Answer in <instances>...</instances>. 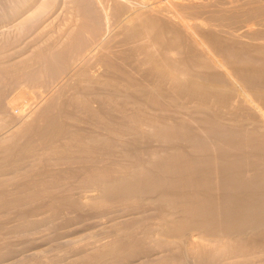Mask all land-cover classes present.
<instances>
[{"label": "bare ground", "instance_id": "6f19581e", "mask_svg": "<svg viewBox=\"0 0 264 264\" xmlns=\"http://www.w3.org/2000/svg\"><path fill=\"white\" fill-rule=\"evenodd\" d=\"M13 1V0H12ZM43 0H41L40 2H42ZM53 1V0H52ZM74 1V0H73ZM79 1V0H78ZM77 1V2H78ZM86 1V0H85ZM92 1V0H91ZM99 5H102V4H106L107 2L108 3H110V2H114L115 3V6L117 5H119L117 8H115V6H114V4H113V7H114V9H118L119 7H120V5L121 4H123V1H125V0H95ZM128 1V0H127ZM135 1L136 0H133V2L134 3H130V5L131 4H133V6L132 7H129L130 9L132 8L133 9V7L134 6H136V5H138V6H140V1H143V3L144 4H147L146 3V1L145 0H140V1H138L139 2V4H138V2H137V4H135ZM145 1V2H144ZM149 1H151V0H149ZM155 1V0H154ZM172 1V0H171ZM217 1V0H216ZM221 1V0H220ZM220 1H218V2H220ZM237 2H238V0H236ZM235 1V2H236ZM241 1V0H240ZM253 1V0H252ZM255 1V0H254ZM258 1V0H257ZM257 1H255V2H257ZM260 1V0H259ZM258 1V2H259ZM263 1V0H262ZM56 2H57V0H55V3H54V5L56 4ZM67 2V1H66ZM131 2V1H130ZM147 2H148V0H147ZM157 2V1H156ZM161 2H163V1H161ZM173 2V1H172ZM198 2V1H197ZM201 2V1H200ZM230 2V1H229ZM232 2V1H231ZM243 2V1H242ZM5 3V2H4ZM3 3V4H4ZM7 3V2H6ZM36 3H37V0H22V1H20V0H15V5H14V7L12 6V8L7 4V5H3L2 7H0L1 8V11L4 13V9H2V8H5L6 10H5V12L8 10V7H10L9 8V10L6 12V16H10L11 18H14V17H22V19H23V16L24 15H26V14H28L29 12L27 11V10H30L31 8H34L35 7V9H36V7H37V9L35 10V11H33V13H29L28 14V16L31 14V16L33 15V14H35L34 16H36V17H39L40 15H43V14H45V11L48 13V9L49 8H53V7H51L52 5H50L49 4V2H44V3H39V5H37V6H35L36 5ZM76 3V2H75ZM128 3V2H127ZM151 3V2H150ZM149 3V4H150ZM167 3H169V2H167ZM171 3V2H170ZM262 3V2H261ZM264 3V2H263ZM1 4V3H0ZM58 4V3H57ZM66 4V3H65ZM87 4V3H86ZM89 4H90V0H89ZM111 4V3H110ZM135 4V5H134ZM148 4V5H149ZM154 4H155V2H154ZM172 4H174V3H171V4H169L170 6L172 5ZM176 4L178 5V3L176 2ZM211 4V3H210ZM245 4V3H244ZM11 5V4H10ZM69 5V4H68ZM67 5V6H68ZM81 5V4H80ZM83 5H85V4H83ZM107 5V4H106ZM105 5V6H106ZM109 5V4H108ZM128 5V4H127ZM129 5V6H130ZM147 5V7H149V9H151V8H153L152 6H150V5H153V4H150L149 6ZM207 5H209V4H207ZM214 4L212 3V6H213ZM221 5V4H220ZM232 5V4H231ZM238 4H236V6H237ZM246 5H249V4H246ZM261 5V4H260ZM264 5V4H263ZM5 6V7H4ZM57 6V5H56ZM59 6V5H58ZM74 6H75V4H74ZM74 6L72 5V7H73V9H74ZM76 6H77V4H76ZM75 6V7H76ZM79 6V5H78ZM86 6V5H85ZM93 6H95V5H93ZM97 6V5H96ZM138 6H136L137 8L135 9V7H134V9H135V11H134V13H135V15L134 14H132L134 17L131 19V20H129V22L131 23H129L128 21H126V17H125V19L123 20V21H121L120 20V24H122V26H123V24L125 23V22H128V24H130V26H132L133 27V29L135 30L134 32H133V29L131 28H129L128 27V25H127V28L126 27H122V30L124 31V29L126 28V29H128L129 28V30H125L126 31V33L129 31V33H127V36H128V34H129V36H130V31L132 30V32L134 33V34H136V35H134V36H136L137 38H138V40H136V39H132V38H130V39H132V41L134 40H136L135 42H134V44H136L137 43V41H139V44H141V45H143L144 47H142L141 45V47L143 48V51H147L149 48H150V51H149V53L147 54H145L144 53V55L145 56H143L140 52L142 51V49L141 48H137V50L138 49H140V50H138V51H140L139 53L141 54H137V55H140V56H142L143 58H145L146 59V62H147V65H148V63H149V65H148V67H150L149 68V71L148 70H146V71H144L145 70V68H143L144 70H142V73H143V71L144 72H149V79H151L152 80V85H153V83H154V85L155 86H153V88L155 87V89H157L158 90V92L159 93H157V94H155V95H152V94H150V93H148V91H151V92H153V90L154 89H151V90H148L150 87L149 86H146V87H149L147 90H145V91H143V89H142V91L141 90H139V88H137V86L141 83H137V81L135 80V78H133L134 79V82L131 80V82H133V84H137L136 85V89H138V90H129V89H127V88H125V89H117V91H116V94H117V92L118 93H122L124 96H121V95H118V98H116L114 101H111L110 100V96H111V94L110 93H107V92H102L103 94L102 95H104L103 97H101V104H103V106L101 105L100 106V109H98V110H95L96 108H99V106L98 107H96L95 109H94V111L93 110H89L90 109V104H89V102L88 101H86L85 99H79V98H76L75 99V97H73L75 100H77V102H80V100H82L83 102H82V105L84 106V108L87 106L88 108V111H90V113H91V111H92V113H91V115H92V117L94 118L93 120H95L94 122H95V128L96 129H98V127L99 126H101V128H102V132H104L103 131V129L106 131L105 133H107V136L105 135L104 137H102L103 135L102 134H100V135H102L101 137H100V135H99V132H98V138H96L97 137V135H96V137L94 136V133H93V135H91L90 137L92 138H89V136H88V140L90 141V139L92 140V143L91 142H88V143H91V146H90V144H87L89 147H87L86 146V149L84 148V146L85 145H83L82 143H81V141L82 140H84V139H86L85 137H84V139H82L81 141H79L80 142V144H82L80 147H81V149L82 148H84V150H85V159H84V156H82V155H84V152L82 153V155H80L79 154V152L80 151H83V150H80L78 153H75V152H77L76 150L75 151H73V150H71V152H72V154H73V156H74V153H75V155L76 154H78V155H80L81 156V158H79V159H81L82 160V157H83V159L85 160V162H86V164L88 163V166H89V163H90V165H91V171L89 170V167H88V174L85 172V171H87V169H85V171H84V173H83V170L82 171H79V174L80 173H82V174H80V175H78L77 176V178L80 180H78L77 178V180H78V182L79 183H77V181H76V183H74L73 185H75V184H81V182H83L84 184L86 183V184H92V187H93V191L94 192H96L95 190H94V188H98V189H100V193H101V195H99L100 196V199H99V202H97L96 201V198H95V196L94 197H91L90 198V200L93 202L94 200L96 201H94V203H92V202H89V204H91L90 206H91V208L90 209H92V211L94 210V211H98V212H100V210H101V212H102V210H108L109 208L110 209H113V208H118L120 205L121 206H126V205H128V206H131L132 208H133V211H137V212H134V214L136 215L137 214V216L136 217H138L139 218V215L138 214H143V215H140V218H143V219H140V220H133V218L135 219V217L132 215H129L130 217H131V219L134 221H130V223H126V224H124V226H120V228H116L117 227V225L114 223V222H118V221H115L114 220V224L115 225H113V226H111L112 228H114V226H116L115 227V229L113 230V233H111L110 234V236L112 237H108L109 239H110V241H109V244L106 246L105 244V248H103V245H100V247H102L103 249H101V251H99V246H97L99 249H98V253L95 251V255L93 254V255H89L88 256V253H87V257L85 256V259L82 257V256H84V255H82L81 257H80V259L81 260H83V261H79L78 260V258H77V263L78 262H84V264H86L87 263V261L88 260H92V259H94V258H96V259H94V260H100L104 255H108L109 257H111V259H112V261H117L118 259H121V258H119V257H124L125 256V260H126V258L127 257H129V258H132V259H140V257L141 258H146V259H148L150 256H152V262H153V260L155 259V262H153V264H264V99L262 98L263 97V95H264V82H262V84H261V82L260 83H255V81H257L258 80V78H254V83H253V80L251 79L252 77L251 76H253L254 74H253V72H254V70H256V73L260 70V73H261V70H263L262 68H261V66L262 65H260V67H259V65H258V67H256L257 66V62L258 63H261L260 61V59H259V61H257L255 64H256V66L254 65V67H256V68H254L252 65H250V66H252V67H250V68H247L246 69V67L248 66V65H246L247 64V61H249V55L248 56H246L247 57V59H245V56L244 57H242L243 59H244V61H241L242 63H243V65H242V63L241 64H239V62L240 61H237V60H239L240 59V57L239 56H241L240 54H239V56L238 55H236V57L237 58H234V60H236L235 62H237V65L239 66V68H240V65L241 66H243V67H245V68H243V70L245 69V70H248V69H251L252 70V68L254 69L253 71H249L248 70V72L247 71H245L244 70V72H240V70H242L241 68H240V70L238 69V68H234V70H239V72H238V70H237V72H234L233 71V73L231 72L232 71V67H233V65H235V67H237L236 66V63L235 64H233V65H231L232 67V69H231V71L229 70V71H227L226 70V68H225V70L227 71V72H225V73H227V76H229L230 77V75H234V73H236V74H240L238 77H240V76H243V77H245V76H247V75H251L249 78H250V80H248L247 79V77H245V79L243 80L241 77L240 78H238L237 76V80L238 79H241V81H237L235 78L236 77H234V76H232L231 78H229L228 80H219L218 78H221L220 76L217 78L216 76H212V75H207V74H203V72H201L200 73V75H204V76H200L199 75V71H198V75L196 74V71H195V73L193 72V70L195 69L194 68V66L195 67H197L196 65H200V67L202 68H204V69H206V68H209V69H215V73H217L216 71V68H224L225 67V62L223 63V61L222 60H220L218 57V59H214V58H212L209 54H211V53H213V55H215V50L212 48L213 47V45L212 44H200V43H198L197 42V40H196V38L193 40V38L192 39H190V40H192L191 42H192V44L194 45V50L192 49L191 51L193 52V53H191V54H187L186 56H184L185 57V59H183V57H182V59L181 58H179V59H177V57L175 56V58H173L172 57V50H171V47H172V49L173 50H175L174 48H176V49H178V52H179V50L181 51L182 49H184L186 46V41H185V45H182L184 48H177V46H181L180 44L178 45V40L180 39V37L179 36H175L176 34H174L175 32H172L173 34H174V36L175 37H179L178 38V40H176L175 39V41H176V44H174L175 42H174V38H172L173 39V42H172V39H170L171 40V42H170V40L168 41L167 39H165V37L168 35L167 33H169L168 31H166L165 32V34H166V36L164 37V39L166 40V42L168 41V44L166 43V42H164L163 40V42L161 41V39H162V36L164 35L163 34V30L165 31L166 29H163V27H162V25L160 24L161 23V14H159L160 12H158V10L157 11H152L153 12V14H156V15H160V21H159V19H158V17H156V15H153L154 16V18L156 19L157 18V20H155L154 18H151V17H149L148 15L149 14H144V13H142L141 11H145V9H147V8H145V7H143V5L141 6V7H138ZM156 6H158V4L156 5ZM172 6H174V5H172ZM178 6H180V5H178ZM177 6V7H178ZM183 6H185V5H183ZM182 6V7H183ZM217 6V5H216ZM222 6H223V1H222ZM234 7H235V5H233ZM240 6V5H239ZM243 6V5H242ZM251 6V5H250ZM249 6V8H251ZM60 7V6H59ZM64 7H66V6H64ZM68 7H70V6H68ZM87 7H89L88 5L86 6V8ZM112 7V8H113ZM151 7V8H150ZM164 7H166V6H164ZM164 7L161 9V7L159 8V9H161L162 11H164ZM168 7V6H167ZM166 7V9H169V8H167ZM175 7V6H174ZM221 7V6H220ZM224 7L225 6H223V9H224ZM241 7V6H240ZM239 7V8H240ZM258 7V6H257ZM56 7H54V9H55ZM58 8V7H57ZM78 8V7H77ZM76 8V9H77ZM83 8V7H82ZM111 8V7H110ZM143 8H145V9H143ZM184 8V7H183ZM183 8H182V10H183ZM185 8H186V6H185ZM243 8V7H242ZM241 8V9H242ZM248 8V9H249ZM253 8H255V7H253ZM53 9V10H54ZM62 9H63V6H62ZM67 9V8H66ZM66 9H64L65 10V13H66ZM85 9V7L83 8V10ZM94 9V8H93ZM97 9V8H96ZM113 9V10H114ZM120 9V8H119ZM148 9V10H149ZM166 9H165V12H166ZM174 9V8H173ZM172 9V7H171V10H173ZM217 9V8H216ZM216 9H215V11H216ZM235 9V8H234ZM52 10V11H53ZM68 10V9H67ZM87 10H88V8H87ZM113 10H111V12L113 11ZM170 10V12H173V11H171ZM178 10V9H177ZM176 10V11H177ZM182 10H181V13H182ZM189 10V9H188ZM218 10H220V9H218ZM217 10V11H218ZM221 10H222V8H221ZM225 10V9H224ZM224 10H222V11H224ZM232 10H233V7H232ZM244 10H245V8H244ZM250 10V9H249ZM77 11H79V9H77ZM93 11V10H92ZM95 11V14H96V11L97 10H94ZM93 11V12H94ZM101 11V10H100ZM122 11V10H121ZM175 11V10H174ZM179 11H180V8H179ZM186 11V10H185ZM213 11V10H212ZM215 11H214V13H215ZM216 11V12H217ZM32 12V11H31ZM61 12V11H60ZM69 12V11H68ZM67 12V13H68ZM81 12V11H80ZM80 12H76V13H80ZM85 12V11H84ZM83 11H82V13H84ZM93 12H91V13H93ZM116 12V14H117V11H114V12H112V13H115ZM119 12H120V10H119ZM118 12V13H119ZM155 12H158V14L157 13H155ZM167 14H169L170 12H169V10H167ZM220 12V11H219ZM230 12H231V10H230ZM230 12H228L229 14H230ZM261 12V11H260ZM262 12H263V10H262ZM261 12V13H262ZM2 13V14H3ZM54 12H52V14H53ZM62 13V12H61ZM64 13V14H65ZM90 13V14H91ZM101 13V12H100ZM124 13V12H123ZM122 13V14H123ZM193 14H195L194 12H192ZM225 14H228L227 13V10H225V12H224ZM236 12H234V10H233V12H232V14L234 15ZM260 13V14H261ZM2 14H1V16H2ZM5 14V13H4ZM49 15H50V13H48ZM60 14V13H59ZM68 14H71L70 12L68 13ZM89 14V15H90ZM163 14V13H162ZM166 14V15H167ZM174 14V13H173ZM173 14L171 13V14H169V15H172L173 16ZM183 14H184V12H183ZM186 14V13H185ZM184 14V16L183 17H185L186 15ZM189 14V13H188ZM216 14V13H215ZM220 14V13H219ZM257 14H258V12H257ZM47 15V14H46ZM56 15H57V13H56ZM55 15V16H56ZM61 15V14H60ZM99 15H101V14H99ZM121 15V14H120ZM128 15H130V14H128ZM151 15H152V13H151ZM150 15V16H151ZM181 15V14H177V17H175L174 18V16L172 17H167V19L168 18H174V19H176L177 18V20H178V17ZM223 16H225L224 14H222ZM232 15V16H233ZM237 15V14H236ZM5 16V15H4ZM4 16H2V17H4ZM5 16V17H6ZM27 16V15H26ZM27 16V17H28ZM45 16V15H44ZM59 16V15H58ZM57 16V17H58ZM94 16V15H93ZM90 17V18H94V17ZM122 16V15H121ZM165 16V15H164ZM194 16V15H193ZM214 16V15H213ZM227 16H229V15H227ZM249 16V15H248ZM248 16H246L247 17V19H248ZM253 16V15H252ZM251 16V17H252ZM2 17H0V18H2ZM30 17V16H29ZM41 17V16H40ZM40 17H39V19H37V22H35L34 24H32L31 25V27H30V30L31 29H33L34 27H37L36 25L37 24H40ZM56 17V18H57ZM60 17V16H59ZM58 17V18H59ZM71 17V16H70ZM74 17V16H73ZM84 17V16H83ZM87 17V16H86ZM103 17H105V15H103ZM102 17V18H103ZM132 17V16H131ZM181 17H182V15H181ZM180 17V18H181ZM181 18V19H185V18ZM189 17H190V15H189ZM219 17V16H218ZM218 17L216 16V18L218 19ZM220 17H222V16H220ZM219 17V19L221 20L222 18H220ZM234 17V16H233ZM233 17H230V18H233ZM236 17V16H235ZM246 17H245V20H246ZM24 18H26V17H24ZM32 18V17H31ZM31 18H28V19H31ZM53 18V17H52ZM67 18V17H66ZM72 18V17H71ZM75 18V17H74ZM82 18V17H81ZM85 18V17H84ZM99 18H101V17H99ZM106 18L108 19V17L106 16ZM114 18H116L117 19V16H115ZM120 18V17H119ZM118 18V19H119ZM180 18H179V20H180ZM192 18V17H191ZM190 18V19H191ZM215 18V17H214ZM237 18H239V16H237L236 17V20H237ZM259 18V20H261V18L260 17H258ZM257 18V19H258ZM262 18H264V17H262ZM6 19H7V17H6ZM18 19V18H17ZM45 19V18H44ZM51 19V18H50ZM69 19V18H68ZM77 20H79L80 21V17L78 18H76ZM105 21H107L105 18H103ZM102 19V20H103ZM115 19V20H116ZM127 19H130V18H127ZM163 19H165L164 17H163ZM174 19H172V20H174ZM188 19V18H187ZM225 19H229V17H225L224 19H222L223 21L225 20ZM11 20V19H10ZM15 20V19H14ZM13 20V21H14ZM19 20V19H18ZM20 20H21V18H20ZM19 20V21H20ZM24 20V19H23ZM23 20H21V21H23ZM27 20V19H26ZM52 20V19H51ZM50 20V21H51ZM58 20V19H57ZM71 20H73V19H71ZM90 20V19H89ZM112 20H113V18H112ZM216 20V19H215ZM221 20V21H222ZM231 20V19H230ZM264 20V19H263ZM262 20V21H263ZM5 21V20H4ZM7 21H9V20H7ZM40 21V22H39ZM61 21V20H60ZM65 21V20H64ZM74 21V20H73ZM82 21V20H81ZM85 21H87V20H85ZM84 21V22H85ZM94 21H95V19H94ZM98 21V20H97ZM176 21V20H175ZM194 21V20H193ZM203 21H205V20H203ZM214 21V20H213ZM226 21V20H225ZM225 21H224V23H225ZM229 20H227L226 21V23L228 22ZM240 21V20H239ZM238 21V22H239ZM242 21V20H241ZM240 21V22H241ZM254 21V20H253ZM26 22V21H25ZM32 22H34V21H32ZM39 22V23H38ZM43 22H44V20H43ZM53 22H55V21H53ZM69 22H71L72 23V21H69ZM69 22H67V23H69ZM75 22V21H74ZM78 22V21H77ZM90 22V21H89ZM91 22H92V20H91ZM90 22V23H91ZM164 22H165V20H164ZM174 22V21H173ZM181 22H183V21H181ZM190 22V21H189ZM215 22V21H214ZM217 22H219V21H217L216 20V22L215 23H217ZM248 22V21H247ZM19 23V22H18ZM24 23V22H23ZM27 23V22H26ZM25 23V24H26ZM51 23V22H50ZM59 23V22H58ZM57 23V24H58ZM64 22H62V24H63ZM79 23V22H78ZM93 23V22H92ZM98 23H99V21H98ZM103 23V22H102ZM106 23V22H105ZM220 23V22H219ZM229 24H230V22H228ZM242 23V22H241ZM245 23V22H244ZM261 22H259V24H260ZM17 24V23H16ZM21 24V23H20ZM19 24V25H20ZM28 25H30L29 23H27ZM26 24V25H27ZM45 24V23H44ZM65 24H66V22H65ZM82 24H84V23H82ZM94 24V23H93ZM114 24V23H113ZM125 24H127V23H125ZM229 24H228V26H229ZM243 24V23H242ZM250 24V23H249ZM3 25V24H2ZM21 25H23V24H21ZM42 25V24H41ZM47 25V24H46ZM51 25V24H50ZM49 25V26H50ZM74 26H76L77 24L76 23H74L73 24ZM91 25V24H90ZM111 25V24H110ZM115 25V24H114ZM195 25H197V24H195ZM217 25H218V23H217ZM239 25V24H238ZM251 25V24H250ZM249 25V26H250ZM52 26V25H51ZM65 26H67V25H65ZM68 26H71V25H68ZM67 26V27H68ZM84 26V25H83ZM108 26V25H107ZM107 26H106V29H108L107 28ZM112 26V25H111ZM116 26V25H115ZM124 26H126V25H124ZM176 26H178V25H176ZM191 26V25H190ZM189 26V27H190ZM198 26V25H197ZM219 27H220V25H218ZM240 26H242L241 24H240ZM251 26H253V25H251ZM258 26V25H257ZM261 26V25H260ZM12 27V26H11ZM23 27V26H22ZM21 27V30H24L23 28ZM25 27V26H24ZM38 27H39V25H38ZM64 27V26H63ZM78 27V26H77ZM85 27H86V25H85ZM88 27V26H87ZM109 27V26H108ZM116 27H120L119 25H118V23H117V26ZM164 27H165V25H164ZM167 27V26H166ZM181 27V26H180ZM183 27V26H182ZM181 27V28H182ZM192 27V26H191ZM230 27V26H229ZM229 27H228V31H229ZM232 27V26H231ZM247 27V26H246ZM9 28H10V26H9ZM15 28V27H14ZM40 28V27H39ZM44 28V27H43ZM42 28V29H43ZM50 28V27H49ZM49 28H48V30H49ZM53 28V27H52ZM52 28H50V29H52ZM58 28V27H57ZM75 28V27H74ZM73 28V29H74ZM96 28V27H95ZM109 28H111V27H109ZM124 28V29H123ZM169 28V27H168ZM196 28V27H195ZM224 28H225V26H224ZM242 28H245V26L244 27H241V29ZM264 28V27H263ZM17 29H18V27H17ZM20 29V28H19ZM26 29H28V28H26ZM41 29V28H40ZM41 29V30H42ZM53 29H55V28H53ZM59 29V28H58ZM65 29V28H64ZM76 29V28H75ZM78 29H80V27L78 28ZM77 29V30H78ZM89 29V28H88ZM92 29V28H91ZM91 29H89V30H91ZM97 29V28H96ZM112 29V28H111ZM137 29V30H136ZM192 29V28H191ZM198 29H200V28H198ZM212 29V28H211ZM233 29H235V28H233ZM233 29H231V30H233ZM237 30H238V32H239V28H236ZM262 29V28H261ZM16 30V29H15ZM20 30V31H21ZM29 30V29H28ZM34 30H35V28H34ZM39 30V29H38ZM44 30V29H43ZM46 30H47V28H46ZM85 30V29H84ZM93 30V29H92ZM104 30H105V28H104ZM103 29H102V31H104ZM114 30H116V29H114ZM117 30H120V29H117ZM216 30V29H215ZM230 30V31H231ZM45 31V30H44ZM44 31H42V34H43V32ZM58 31V30H57ZM56 31V32H57ZM64 30H62V32H63ZM68 31V30H67ZM74 31H76V30H74ZM73 31V32H74ZM86 31H88L87 29H86ZM94 31V30H93ZM107 31V30H106ZM110 31H112L113 32V30H110ZM170 31V35L172 36V33H171V30H169ZM195 31H197V30H195ZM199 31V30H198ZM235 31V30H234ZM30 32H32V30L31 31H29L28 33H30ZM36 32V31H35ZM39 32V31H38ZM52 32V31H51ZM59 32V31H58ZM57 32V33H58ZM65 32V31H64ZM69 32H70V30H69ZM77 32H80V31H76V33L75 34H77ZM95 32V31H94ZM94 32L92 33V35L94 34ZM108 32V31H107ZM120 32V31H119ZM122 32V31H121ZM120 32V33H121ZM181 32V31H180ZM188 32V31H187ZM224 32V31H223ZM235 32H237V31H235ZM244 32V31H243ZM250 32H252V33H254V32H256V30H254V32L253 31H251L250 30ZM262 32H263V30H262ZM13 33V32H12ZM11 33V34H12ZM34 33V32H33ZM37 33V32H36ZM36 33H35V35H36ZM61 33V32H60ZM82 33V32H81ZM84 33H85V31H84ZM90 33H91V31H90ZM96 33V32H95ZM100 33V32H99ZM103 33V32H102ZM105 33V32H104ZM117 33V32H116ZM182 33H184V31H182ZM198 34L200 33V31L199 32H197ZM227 32L225 31V33L224 34H226ZM232 33V34H231ZM234 32L233 31H231L230 32V35H235V34H233ZM252 33H251V35H252ZM31 34V33H30ZM39 34H41V32L40 33H38V36H39ZM45 34H47V33H45ZM53 34V33H52ZM56 34V33H55ZM62 34H64V33H62ZM66 34H67V32H66ZM72 34V33H71ZM83 34V33H82ZM86 34V33H85ZM101 34V33H100ZM106 34V33H105ZM119 34V33H118ZM123 34V33H122ZM163 34V35H162ZM188 34H190V33H188ZM194 34V33H193ZM201 34V33H200ZM219 34H220V32H219ZM222 34V33H221ZM220 34V35H221ZM239 33H237L235 36H239L240 37V34L238 35ZM255 34V33H254ZM253 34V35H254ZM1 35V34H0ZM21 35V34H20ZM19 35V36H20ZM24 35V34H23ZM25 35H26V32H25ZM28 36H30L29 34H27ZM34 35V36H35ZM44 35V34H43ZM54 35V34H53ZM56 35H58V34H56ZM77 35H79V36H81L80 34H77ZM76 35V36H77ZM88 35V34H87ZM112 35V34H111ZM113 35H115V33L113 34ZM126 35V34H125ZM178 35V34H177ZM184 35V34H183ZM223 35V34H222ZM226 35H228V33L226 34ZM242 35V34H241ZM244 35V34H243ZM242 35V36H243ZM255 35H258V34H255ZM5 36H7V35H5ZM10 36V35H9ZM15 36V38L17 37L16 35H14ZM22 36V35H21ZM49 36V35H48ZM72 36H74V34L72 35ZM71 35L69 36V37H72ZM78 36V37H79ZM94 36V35H93ZM92 36V37H93ZM99 36V35H98ZM97 36V37H98ZM102 37H103V35H101ZM108 36V35H107ZM118 35H116V36H114V38L115 37H117ZM122 36V35H121ZM131 36H132V34H131ZM170 36V37H171ZM202 36V35H201ZM248 36V35H247ZM4 37V36H3ZM12 37V36H11ZM10 37V38H11ZM32 37V36H31ZM39 37H41V35L39 36ZM50 37V36H49ZM77 37V38H78ZM87 37V36H86ZM88 37H91V36H88ZM87 37V38H88ZM96 37V38H97ZM113 37V36H112ZM118 37H120V34H119V36ZM135 37V38H136ZM169 37V36H168ZM168 37H166V38H168ZM169 37V38H170ZM196 37H198V36H196ZM228 37V36H227ZM227 37H225V39L227 38ZM230 37V36H229ZM232 37H234V36H232ZM245 37V36H244ZM251 37V36H250ZM249 37V39H251ZM254 37V36H253ZM252 37V38H253ZM261 37H264L263 35L261 36ZM20 38V37H19ZM25 38V37H24ZM33 38V37H32ZM43 38V37H42ZM47 38V37H46ZM58 38V37H57ZM66 38V37H65ZM73 38H75V37H73ZM104 38H105V35H104ZM121 38V37H120ZM219 38V37H218ZM223 38V37H222ZM236 39H235V41H238V43H239V39H237L238 37H235ZM241 38V37H240ZM3 39V38H2ZM5 39H7V38H5ZM4 39V40H5ZM18 39V38H17ZM50 39V38H49ZM55 39V38H54ZM68 40H69V38H67ZM80 39V38H79ZM92 39V38H91ZM94 39H95V37H94ZM93 39V40H94ZM111 39V38H110ZM231 39V38H230ZM229 39V40H230ZM232 39H234V38H232ZM254 39V38H253ZM7 40H9V39H7ZM35 40H36V37H35ZM38 40V39H37ZM36 40V41H37ZM53 41V39H50V41ZM65 40V39H64ZM68 40H66L67 42H69ZM75 40V39H74ZM73 40V41H74ZM86 40V39H85ZM89 40V39H88ZM93 40H90V42L91 41H93ZM98 40H99V38H98ZM117 40V39H116ZM127 40H129V39H127ZM206 40V39H205ZM220 40H221V37H220ZM262 40V39H261ZM28 40H26V42H27ZM42 41V40H41ZM48 41V40H47ZM60 41V40H59ZM65 41V42H66ZM77 41H78V39H77ZM83 41V40H82ZM105 41V40H104ZM103 41V39H101V41H97L96 40V42L97 43H94V45L93 46H91L92 45V43H91V45H90V48L87 50L86 49V47H84V49L85 50H87L86 52H84L83 50H81L84 54H83V57H82V59H85V58H88V57H90V58H92L91 56H93L94 58L96 57V58H98V57H100V59H101V54H102V59H101V62L103 63V64H106V65H104L107 69H104L103 68V73H104V71L105 72H108V68L110 69V67H114V68H116V70H117V72L119 73V74H121V75H123V76H121V77H123L124 78V76H126V75H128V77H129V75L131 74L129 71V69H131V67H130V64H131V62L133 61H131L130 63H129V65L126 63V60L123 58L122 60H125L124 62V64L126 65H128V67H127V65H126V68L123 66V61L121 60V62L122 63H119V64H115L114 63V59L112 60L111 58L114 56H112L110 59L112 60L111 62H113V63H111V62H109V61H106V59H105V53H104V56H103V50H105L103 47L105 46L103 43H106V41L104 42ZM118 41V40H117ZM184 41V40H183ZM214 41V40H213ZM219 41V40H218ZM253 41H255V40H253ZM2 42H4V41H2ZM12 42V41H11ZM13 42H17V41H13ZM12 42V43H13ZM25 42V43H26ZM30 42L32 43V39L30 40ZM29 42V43H30ZM49 42V41H48ZM47 42V43H48ZM85 42V41H84ZM87 42V41H86ZM114 42V41H113ZM112 41L110 42V44L112 45V43H113ZM120 42V41H119ZM179 42H180V40H179ZM205 42V41H204ZM208 42V41H207ZM221 42H222V40H221ZM232 42H234V41H230L229 43H232ZM241 42V41H240ZM258 42V41H257ZM18 43V42H17ZM30 43V44H31ZM45 43V42H44ZM50 43V42H49ZM55 43V42H54ZM57 43V42H56ZM60 43V42H59ZM74 43V42H73ZM88 43V42H87ZM86 43V44H87ZM132 43V42H131ZM172 43H173V45H172ZM189 43V42H188ZM187 43V44H188ZM209 43V42H208ZM219 43H220V41H219ZM218 43V44H219ZM235 43V45H236V42H234ZM234 43H232V44H234ZM249 43V42H248ZM264 43V42H263ZM1 44V43H0ZM5 44V43H4ZM15 44V43H14ZM19 44V43H18ZM27 44V43H26ZM63 44V43H62ZM69 44H71V43H69ZM79 44V43H78ZM82 44V43H81ZM88 44H90V43H88ZM110 44L108 43V45L110 46ZM130 44V43H129ZM222 44H224L223 42L221 43V44H219V46H222V47H226V48H222L221 47V49H220V47L216 44V46H218V48L220 49H217V47H216V49L218 50V51H220V53H226V52H231L230 53V55L232 56V54L233 55H235V50L233 51V48H231V47H233V46H230V49L227 47V46H223ZM242 44V43H241ZM241 44H239L240 45V47H241ZM250 45H252L251 43H249ZM2 45V44H1ZM7 45V44H6ZM9 45H13V44H9ZM15 45H17V44H15ZM37 45V44H36ZM40 45H42V43L40 44ZM54 45V44H53ZM61 45V44H60ZM72 45V44H71ZM103 45V46H102ZM132 45H133V43H132ZM172 45V46H171ZM175 45H176V47H175ZM210 45H212V47L210 46ZM254 45V44H253ZM255 45H257V44H255ZM254 45V46H255ZM258 45H260V44H258ZM262 45H264V44H262ZM18 46V45H17ZM52 46V45H51ZM59 46V45H58ZM70 46V45H69ZM77 46V45H76ZM79 46V45H78ZM77 46V47H78ZM81 46H83V45H81ZM80 46V47H81ZM85 46V45H84ZM89 46V45H88ZM122 46V45H121ZM173 46H174V48H173ZM181 46V47H182ZM189 47H190V45H188ZM187 46V47H188ZM1 47V46H0ZM22 47V46H21ZM28 46H26V48H27ZM36 47V46H35ZM34 47V48H35ZM42 47V46H41ZM41 47H38V48H41ZM68 47V46H67ZM75 47V46H74ZM129 47H132L131 45H129ZM138 47H139V45H138ZM148 47V48H147ZM169 47H170V49H169ZM236 47H238V46H236ZM262 47V49H259L260 47H256V51L255 52H257L258 54H257V56H253V58L254 57H256V58H258V56H259V53H261V54H263V56H264V46H261ZM3 47H1V49H2ZM12 48V47H11ZM44 48V47H43ZM42 48V49H43ZM52 48V47H51ZM56 48V47H55ZM55 48H53L54 50L53 51H55L56 49ZM62 48V47H61ZM71 48V47H70ZM73 48V47H72ZM101 48H103V50L101 49ZM105 48H106V46H105ZM109 48V47H108ZM112 48H114V47H112ZM118 48V47H117ZM133 48V47H132ZM147 48V49H146ZM243 48H245V47H243ZM5 49H6V47H5ZM10 49V48H9ZM23 49H25V48H23ZM41 49V50H42ZM63 49V48H62ZM82 49V48H81ZM119 49V48H118ZM125 49V48H124ZM135 49V48H134ZM190 49V48H189ZM232 49V50H231ZM238 49H239V47H238ZM15 50V49H14ZM26 50V49H25ZM28 50V49H27ZM40 50V49H39ZM38 50V51H39ZM40 50V51H41ZM52 50V49H51ZM78 50V49H77ZM101 50L103 51L101 54H97V51L98 52H101ZM115 50V49H114ZM136 50V49H135ZM245 50L246 49H244V52H245ZM23 51V50H22ZM21 51V52H22ZM38 51H36V53H39ZM48 51H50V50H47V52ZM65 51H67V50H65ZM75 51H76V49H75ZM113 51V50H112ZM118 51V50H117ZM117 51L115 52V53H117ZM125 51H127V50H125ZM143 51H142V53H143ZM186 51H188V49H186ZM190 51V52H191ZM224 51V52H223ZM234 53H233V52ZM5 52V51H4ZM14 52V51H13ZM12 52V53H13ZM46 52V51H45ZM56 52V51H55ZM54 52V53H55ZM70 52V51H69ZM72 52V51H71ZM77 52V51H76ZM79 52V51H78ZM124 52V51H123ZM168 52H171V53H168ZM217 52V51H216ZM243 52V53H244ZM255 52H252V53H254L253 55H256V53ZM9 53H11V51L9 52ZM20 53V52H19ZM23 53V52H22ZM21 53V54H22ZM25 53V52H24ZM44 53V52H43ZM58 53V52H57ZM68 53V52H67ZM81 53V52H80ZM122 53V52H121ZM124 53H126V52H124ZM124 53H122V54H124ZM135 53H137V51H135ZM174 53V52H173ZM184 53H185V51H184ZM219 53V52H218ZM251 53V52H250ZM2 54V53H1ZM27 54V53H26ZM26 54H25V56H26ZM33 54H35V53H33ZM63 54V53H62ZM62 54H61V56H62ZM78 54V53H77ZM76 54V55H77ZM106 54H107V52H106ZM118 55H120L119 54V52L117 53ZM116 54V55H117ZM179 54V53H178ZM229 53H227L226 54V57H229V56H227ZM246 54V53H245ZM244 54V55H245ZM248 54V53H247ZM246 54V55H247ZM5 55V54H4ZM10 55V54H9ZM13 55V54H12ZM29 55V54H28ZM38 55V54H37ZM39 55H42L41 53L39 54ZM52 55H53V53H52ZM57 55V54H56ZM68 55H69V53H68ZM68 55H66V56H68ZM75 55V56H76ZM78 55H81V54H78ZM99 55V56H98ZM108 55V54H107ZM127 55H129V53L127 54ZM132 55V54H131ZM130 55V57H135V59H137L136 57H137V55L136 56H131ZM171 55V56H170ZM177 55V54H176ZM181 55V54H180ZM224 55V54H223ZM252 55V54H251ZM6 56V55H5ZM32 56V55H31ZM31 56H29V57H31ZM44 56V55H43ZM53 56H55V54L53 55ZM98 56V57H97ZM173 56H174V54H173ZM225 56V55H224ZM9 57V56H8ZM22 57V56H21ZM20 57V58H21ZM47 57H48V55H47ZM46 57V58H47ZM50 57H51V55H50ZM57 57H58V55H57ZM70 57V56H69ZM116 57H118V56H116ZM122 57H124V56H122ZM235 57V56H234ZM238 57H239V59H238ZM5 58V57H4ZM24 58V57H23ZM22 58V59H23ZM33 59H34V57H32ZM41 58V57H40ZM39 58V59H40ZM45 58V57H44ZM44 58L42 59V60H44ZM49 58V57H48ZM48 58H47V60H48ZM52 58V57H51ZM54 58V57H53ZM89 58V59H90ZM106 58H108V57H106ZM126 58V57H125ZM230 58V57H229ZM233 58V57H232ZM232 58L229 60L230 62H228V61H226L227 63V65H228V63L230 64H232L233 62H231V60H232ZM240 59V60H243V59ZM253 58H250V61H251V63L254 61L253 60ZM259 58H261V57H259ZM264 58V57H263ZM12 59V58H11ZM38 59V58H37ZM58 59H61V58H58ZM75 59H77V57L75 58ZM93 59V58H92ZM99 59V60H100ZM109 59V58H108ZM133 59V58H132ZM144 59V60H145ZM24 60V59H23ZM25 60L27 61V59L25 58ZM25 60H24V62H25ZM31 60V59H30ZM30 60H28V62L30 61ZM35 60V59H34ZM71 60V59H70ZM86 60V59H85ZM88 60V59H87ZM86 60V61H87ZM128 60H129V58H128ZM127 60V61H128ZM143 60V61H144ZM196 60H197V62H196ZM233 60V61H234ZM253 60V61H252ZM39 62H40V60H38ZM46 61V60H45ZM44 61V62H45ZM62 62H64L63 60H61ZM81 61V60H80ZM89 61V60H88ZM91 61V60H90ZM93 61V60H92ZM98 61V60H97ZM116 61H117V59H116ZM115 61V62H116ZM130 61V60H129ZM128 61V62H129ZM141 61V60H140ZM139 61V62H140ZM199 61V62H198ZM249 61V62H250ZM22 61H20V63H21ZM27 62V63H28ZM36 62V60L33 62V63H35ZM47 62V61H46ZM45 62V63H46ZM49 62V61H48ZM55 62H57V59H56V61ZM66 62V61H65ZM68 62V61H67ZM72 62V61H71ZM70 61L68 62V63H71ZM75 61H73V63H74ZM95 62V61H94ZM136 62V61H135ZM133 63V64H131V66H133L132 67V69L133 70H137L138 69V62H136V63ZM196 62V63H195ZM249 62H248V64H249ZM8 63V62H7ZM23 63V62H22ZM32 63V64H33ZM37 63V62H36ZM58 63V62H57ZM60 64H61V62H59ZM81 63V62H80ZM83 63H85V62H83ZM93 63V62H92ZM96 63V62H95ZM98 63H100L99 61H98ZM117 63V62H116ZM246 63V64H245ZM254 63V62H253ZM10 64V63H9ZM19 64V63H18ZM38 64V63H37ZM51 64V63H50ZM63 64V63H62ZM61 64V65H62ZM66 64V63H65ZM89 64V63H88ZM103 64H102V66H103ZM142 64H143V62H142ZM144 64H145V62H144ZM144 64H143V66H144ZM245 64V65H244ZM12 65V64H11ZM36 65V64H35ZM44 65V64H43ZM56 66L58 65V64H55ZM61 65H59L58 67H60ZM64 65V64H63ZM73 65V64H72ZM82 65V64H81ZM85 66H86V64H84ZM83 65V66H84ZM99 65V64H98ZM100 65H101V63H100ZM6 66V65H5ZM13 66V65H12ZM23 66H24V64H23ZM33 66V65H32ZM68 66V65H67ZM71 66V65H70ZM81 67V66H79V67H77V69H78V72H76L75 74L76 75H78L79 77L80 76H82V78H83V76H88V77H92L91 75H89V72H88V70H87V68L84 66V67ZM89 66V65H88ZM87 66V67H88ZM91 66V65H90ZM142 66V65H141ZM142 66V67H143ZM7 67L8 66H6V70H7ZM15 67V66H14ZM13 67V68H14ZM16 67H21V66H16ZM25 67V66H24ZM48 67H50L49 66V64H48ZM55 67V66H54ZM64 67V66H63ZM69 67V66H68ZM68 67H67V69H68ZM94 67H96V66H94ZM199 67V66H198ZM21 68H23V67H21ZM32 67H30V69H31ZM39 68V67H38ZM41 68V67H40ZM61 68V67H60ZM99 68V67H98ZM100 68H101V66H100ZM99 68V70H101ZM194 68V69H193ZM259 68V69H258ZM10 69H11V66H10ZM9 67H8V70H7V73L9 72ZM36 69V68H35ZM43 69V68H42ZM45 69H46V65H45ZM48 69V68H47ZM62 69V68H61ZM66 69V68H65ZM71 69V68H70ZM74 69V68H73ZM89 69V68H88ZM258 69V70H257ZM5 70V69H4ZM15 70V69H14ZM19 71L21 70V69H18ZM24 70H26V69H24ZM39 70V69H38ZM41 70V69H40ZM39 70V71H40ZM49 70H50V68H49ZM64 70V69H63ZM69 70V69H68ZM68 70L65 72V73H67L68 72ZM89 70H91V69H89ZM92 70H94V69H92ZM98 70V71H99ZM196 70V69H195ZM22 72H23V70H21ZM27 71H28V68H27ZM36 71V70H35ZM48 71V70H47ZM53 71H55V69L53 70ZM58 71H60L59 70V68H58ZM62 71V70H61ZM73 71V70H72ZM76 71V70H75ZM134 71V72H135ZM138 71V70H137ZM139 71H141L140 70V68H139ZM264 71V70H263ZM262 71V72H263ZM5 72V71H4ZM16 72H18V71H16ZM26 72V71H25ZM50 72V71H49ZM56 72V71H55ZM116 72V73H117ZM247 72V73H246ZM250 72V73H249ZM1 73V72H0ZM6 73V72H5ZM10 73V72H9ZM11 73H14L13 71L11 72ZM28 73V72H27ZM40 73H42V72H40ZM60 73V72H59ZM69 73V72H68ZM102 73V72H101ZM115 73V72H114ZM115 73V74H116ZM249 73V74H248ZM3 74V73H2ZM39 74V73H38ZM43 74H45V73H43ZM63 74V73H62ZM95 74V73H94ZM96 74H97V72H96ZM118 74V75H119ZM147 74V73H146ZM235 74V75H236ZM241 74H243V75H241ZM261 74H263V81H264V73H261ZM29 75V74H28ZM46 75V74H45ZM64 75H66V74H64ZM69 75H70V73H69ZM98 75V74H97ZM117 74H116V76H118ZM259 75V73H257V76ZM24 76H25V74H24ZM49 76V75H48ZM56 76H57V74H56ZM55 76V77H56ZM103 75L101 74V77L100 78H102V79H104L103 77H102ZM111 76H112V74H111ZM115 76V75H114ZM143 76V75H142ZM141 76V77H142ZM148 76H146V78L148 77ZM22 77V76H21ZM58 77V76H57ZM72 77V76H71ZM75 77H77V76H75ZM86 77L84 78V79H86ZM105 77V76H104ZM109 77V76H108ZM121 77H119V78H121ZM131 77V78H130ZM129 78L130 79H132V76H130ZM134 77V76H133ZM233 77H234V79H233ZM14 78V77H13ZM29 78V77H28ZM33 78V77H32ZM42 78H43V76H42ZM70 78V77H69ZM99 78V77H98ZM97 78V79H98ZM112 78H113V76H112ZM138 78V77H137ZM143 78H145V77H143ZM10 79H12V78H10ZM15 79H17V78H15ZM30 79V78H29ZM28 79V80H29ZM41 79V78H40ZM44 79V78H43ZM42 79V80H43ZM56 80H57V78H55ZM79 79H81V78H79ZM89 80V82L88 81H86L85 83H88V85L90 84V87H88V89H90V90H88V91H93L94 89H92V87H91V85H94V84H91L92 83V80H93V78H91V80H90V78H88ZM110 79V78H109ZM127 79V78H126ZM230 79H233V80H236V82L235 81H232V80H230ZM257 79V80H256ZM5 80V79H4ZM13 80V82H15V80L14 79H12ZM26 80V79H25ZM25 80H23V82L25 81ZM33 80V79H32ZM45 80H47V79H45ZM50 80V79H49ZM52 80V79H51ZM58 80H59V78H58ZM57 80V81H58ZM106 80H107V76H106ZM114 80V79H113ZM123 80H125V79H123ZM122 80V81H123ZM141 80H144V79H141ZM261 80V79H260ZM259 80V81H260ZM6 82H7V79L5 80ZM5 81H3V82H5ZM19 81V80H18ZM18 81H16V82H18ZM21 81V80H20ZM41 81V80H40ZM40 81H39V83H40ZM59 81H61V79L59 80ZM58 81V82H59ZM63 81V80H62ZM79 81V80H78ZM77 81V82H78ZM108 81V80H107ZM121 81V83H123ZM126 81V80H125ZM129 82H130V80H128ZM135 81H136V83H135ZM262 81V80H261ZM43 82H44V80H43ZM55 82V81H54ZM76 82V80H74V83ZM80 82V81H79ZM82 82H84V81H81L80 83L81 84H83ZM98 82H100L99 80H98ZM106 82V81H105ZM110 82V81H109ZM108 82V83H109ZM118 82V81H117ZM145 82H148V81H145ZM150 82V81H149ZM148 82V83H149ZM222 82H223V84H222ZM20 83H22V82H20ZM32 83V82H31ZM42 83V82H41ZM47 83H49L48 81H47ZM64 83H65V81H64ZM67 83V82H66ZM112 83H114V86H115V82H112ZM128 83V82H127ZM148 83H146V85H148ZM8 84H9V80H8ZM15 84V83H14ZM28 85H26V86H29V83H27ZM33 84V83H32ZM46 84V83H45ZM51 84V83H50ZM56 84V83H55ZM73 84V83H72ZM80 84V85H81ZM98 84V83H97ZM103 83L101 82V86H103L102 85ZM142 84V83H141ZM145 84V83H144ZM168 85V86H166V87H164L165 89H167V90H163V89H160V88H156V86L158 87V86H161L162 87V85ZM13 85V84H12ZM17 85V84H16ZM18 85H19V83H18ZM22 85V84H21ZM42 85V84H41ZM40 84H39V86H41ZM58 85H59V83H58ZM78 86V87H82V89L84 88V86ZM99 85V84H98ZM111 85V84H110ZM117 85V84H116ZM122 85V84H121ZM123 85H124V83H123ZM127 85H129V86H133L134 87V85H132V83H131V85H130V83L129 84H127ZM150 85V84H149ZM15 85H13V87H14ZM31 86V85H30ZM29 86V87H30ZM44 86V85H43ZM48 86H49V84H48ZM51 87L53 86V85H50ZM49 86V87H50ZM55 86V85H54ZM85 86H86V84H85ZM107 86H108V84H107ZM126 86V85H125ZM129 86H127V87H129ZM143 86V85H142ZM142 86L140 85V89L142 88ZM151 86V85H150ZM1 87V86H0ZM12 87V86H11ZM18 86H16V88H17ZM32 88H34V86H31ZM36 87H37V85H36ZM45 87V86H44ZM57 87V86H56ZM55 87V88H56ZM68 87V86H67ZM104 87V86H103ZM109 87V86H108ZM107 87V88H108ZM121 87V86H120ZM119 87V88H120ZM152 87V86H151ZM168 87V88H167ZM15 88V87H14ZM13 88V89H14ZM15 88V89H16ZM21 88V87H20ZM19 88V89H20ZM26 88V87H25ZM37 88H39V87H37ZM47 88V87H46ZM53 88V87H52ZM54 88V89H55ZM58 88V87H57ZM59 88H60V86H59ZM86 88V87H85ZM98 88V87H97ZM99 88H102V87H99ZM111 89H112V92H114L115 93V91H113V89L114 88H112V87H110ZM116 88H117V86H116ZM41 89H43V88H41ZM61 89V88H60ZM59 89V90H60ZM64 89H65V87H64ZM81 89V92H80V94L82 95V98H84V96H86L85 95V91L87 92V88L86 89H84L85 91L83 92V90ZM126 89L128 90V92L126 91ZM131 89H133L132 87H131ZM8 90V89H7ZM9 90H10V88H9ZM23 90V89H22ZM44 90V89H43ZM46 90V89H45ZM44 90V91H45ZM51 91L53 90V89H50ZM50 90H49V92H50ZM58 89H57V95H58V91H59ZM62 90H63V88H62ZM116 90V89H115ZM17 90H15V92H16ZM31 91V90H30ZM29 90H27V92H30ZM66 91H68L67 89H66ZM102 91V90H101ZM147 91V92H146ZM12 92V91H11ZM41 92V91H40ZM43 92V91H42ZM46 92V91H45ZM68 92H71V91H68ZM111 92V91H110ZM157 92V91H156ZM223 92H225V93H223ZM21 93L22 94H24V91L22 92L21 91ZM20 93V94H21ZM44 93V92H43ZM47 93V92H46ZM63 93V92H62ZM61 93V94H62ZM99 93H101V92H99ZM154 93H155V90H154ZM165 93H168V94H170L169 95V98L173 95V98L174 99H176V101L179 103V97H180V99L182 100V98H183V100L186 98V97H189L190 99L192 98V101H195V102H197L198 103V105H199V107L195 110H192V111H189V108L191 109V105H192V103H191V105L189 106V108H188V112L190 113V114H188V119L189 118H191L192 119V121L189 123V121H188V119H186L187 117L186 116H184V114H183V116L184 117H186V118H184V117H182L180 114H182L183 112H182V110H180V108H178V109H176V110H178V111H176L175 110V112H177V113H175L176 115L178 114V112L180 111V113L178 114V117H182V118H179V119H183V121L182 120H180V121H178L177 119H175L174 120V116H172L173 118H169V115L167 114L168 113V110L166 111L165 109L166 108H169V104L167 105V104H165L164 105V103H161V104H163V105H161L160 106V97H161V95H164ZM223 93V97H225V98H230L229 100H228V98H227V101H226V99H225V102H223V103H228V107L226 108H224L223 106H225V105H220L221 103H219V105H218V103H213V101L215 100V99H217V100H221V101H223L222 100V98L223 97H221V94ZM226 93H227V95H226ZM229 93H230V95L232 94V96H236L238 99L237 100H235V101H237V102H239V105H238V103H235V104H237V105H235L234 104V99L232 100V102H231V97H229L230 95H229ZM21 94V95H22ZM29 94V93H28ZM34 95V93H31L30 92V95ZM51 94V93H50ZM50 94H49V96H50ZM55 94V93H54ZM53 94V95H54ZM61 94H59V95H61ZM65 94H68V93H65ZM65 94H62V95H65ZM167 94V95H168ZM225 94V95H224ZM16 95H19V93L18 94H15V96ZM20 95V96H21ZM30 95H29V97H30ZM52 95V94H51ZM56 95V94H55ZM56 95V96H57ZM62 95L60 96V97H62ZM70 95V94H69ZM84 95V96H83ZM113 95V94H112ZM9 96V95H8ZM23 96V95H22ZM39 96H40V94H39ZM66 96V95H65ZM73 96V95H72ZM77 97H78V94L76 95ZM96 96V95H95ZM99 96V95H98ZM115 95H113V98H115L114 97ZM119 96H120V98H119ZM24 97H27L26 96V93H25V95H24ZM24 97H22V99H24ZM32 97V96H31ZM41 97V96H40ZM48 96H46V98H47ZM59 97V96H58ZM58 97H56L58 100H60ZM64 97V96H63ZM62 97V99H64ZM69 98H71L70 96H68ZM93 97H94V94H93ZM100 97V96H99ZM112 97V96H111ZM121 97H123V98H125V99H127V101H129V103L127 104V103H124V101L126 102V100H124L123 99V101H122V98ZM165 97V96H164ZM164 97H162V99H163V101H164ZM167 97V96H166ZM165 97V101H167V103H168V98H166ZM28 98V97H27ZM43 98H45V97H43ZM49 98H51V97H49ZM67 98V97H66ZM65 98V99H66ZM97 98V97H96ZM95 98V99H96ZM173 98H171L172 100H173ZM8 99V98H7ZM7 99L5 100V101H7ZM10 99H12V98H9V100ZM22 100L20 97H18L17 98V96H16V98H14V99H12L10 102H9V106L11 107V108H13L14 106H15V104H16V102L18 101V100ZM78 99H79V101H78ZM93 99V98H92ZM161 99V100H162ZM167 99V100H166ZM187 99V98H186ZM189 99V100H190ZM19 100V101H20ZM27 100V99H26ZM25 100V101H26ZM33 100V99H32ZM41 100V99H40ZM43 100H46V99H43ZM48 100H50V99H48ZM58 100H56V101H58ZM67 100V99H66ZM66 100H64V101H66ZM75 100H73V101H75ZM100 100V99H99ZM238 100H241V102L240 101H238ZM35 101V100H34ZM50 101H52V100H50ZM70 100L68 99V103L66 104L67 106H68V108L69 107H71L70 106V102H69ZM71 101H72V99H71ZM72 101V102H73ZM162 101V102H163ZM164 101V102H165ZM184 101H187V100H184ZM24 102V101H23ZM29 102V101H28ZM32 102V101H31ZM44 101H42V103H43ZM113 102V107L114 108H112V106H111V109H113L112 111L110 110V105H111V103ZM145 102V103H144ZM170 102V101H169ZM172 102V101H171ZM188 102H190V101H188ZM27 102H25V104H26ZM37 103V102H36ZM45 103V102H44ZM43 103V104H44ZM49 103V102H48ZM50 103H52V102H50ZM49 103V104H50ZM76 103V102H75ZM91 103V102H90ZM185 103H187V102H185ZM8 104V103H7ZM6 104V105H7ZM29 104H31V103H29ZM39 104H41V103H39ZM46 104V103H45ZM53 104H57V102L56 103H53ZM58 104H61V103H59V101H58ZM80 104V103H79ZM92 104V103H91ZM95 104H97V103H95ZM95 104H94V106H95ZM132 105V107H129L130 105ZM173 104V103H172ZM183 104V103H182ZM188 104V103H187ZM213 105V107L214 108H212V109H210V107H212V105ZM5 105V106H6ZM26 105H28V103L26 104ZM25 105V106H26ZM37 105V104H36ZM47 105V104H46ZM62 105V104H61ZM60 105V106H61ZM75 105L76 104H74V107H75ZM93 105V104H92ZM98 105V104H97ZM96 105V106H97ZM166 105L168 106V107H166ZM174 105V104H173ZM176 105V104H175ZM179 105H180V103H179ZM185 105V104H184ZM194 105V104H193ZM195 105H196V107H197V104L195 103ZM194 105V106H195ZM222 106L223 107V109L224 110H221V112H219L218 111V109H216V107H218V106ZM8 106V105H7ZM24 106V105H23ZM24 106V107H25ZM34 106H35V104H34ZM33 106V104H32V107H34ZM39 105H37V107H38ZM41 106H43V105H41ZM49 105H47V107H48ZM51 106V105H50ZM53 106V105H52ZM51 106V107H52ZM63 106H65V104L63 105ZM66 106V107H67ZM73 106V105H72ZM77 106H78V104H77ZM81 106V105H80ZM94 106H92L93 108H94ZM162 106H165L164 108L162 107ZM182 107H183V105H181ZM203 108H202V107ZM204 106H207V108H204ZM239 106V107H238ZM10 107H9V109H10ZM19 107V105L16 107V108H18ZM21 107V106H20ZM28 107V109L30 108L29 106H27ZM40 107V106H39ZM38 107V108H39ZM55 107V106H54ZM58 107V106H57ZM106 107V108H105ZM159 107V108H158ZM160 107H162V108H160ZM173 107V106H172ZM170 108V109H172V111H173V108ZM177 107H178V105H177ZM188 107V106H187ZM38 108H36V109H38ZM65 108V107H64ZM78 108V107H77ZM92 108V109H93ZM115 108H116V110H115ZM131 108V109H130ZM174 108H176V107H174ZM185 108V107H184ZM195 108V107H194ZM201 108V109H200ZM209 108V109H208ZM4 111H5V109H4V107L2 108ZM1 109V110H2ZM25 109V108H24ZM23 108H21V110L19 111V115L18 116H16V117H18V120L20 119V118H24V116L25 115H23L24 114V110ZM34 109V108H33ZM32 109V111H35V110H33ZM40 109V108H39ZM45 109V108H44ZM55 109V108H54ZM67 109V108H66ZM69 109H71V108H69ZM75 109H76V107H75ZM80 109H82V108H80ZM86 109V108H85ZM146 109H148L147 111H146ZM182 109V108H181ZM206 109H208V110H206ZM236 109H239V111L237 110L236 111ZM247 109H249V111L251 110V109H254V111L253 110H251V112L253 111L254 112V115H251V114H253V113H251L250 112V114H249V112H246L247 114H249V116H251V118L253 119V117L255 116V118H254V120H253V122L250 124V122H249V125H248V121H247V119L245 120L246 121V123L245 124H243V125H241V124H239V123H241L242 121L240 120V119H243V118H238V117H236L235 115L238 113V112H240L239 114H237V116H243L244 115V119L246 118V117H248V115L247 114H243V112H244V110H247ZM0 110V111H1ZM11 110V109H10ZM24 110V111H23ZM50 111V113H53V112H51V108L49 109ZM56 111H57V109H55ZM64 110L65 109H63V111H61V112H64ZM79 110V109H78ZM78 110H76V111H78ZM241 110V111H240ZM255 110H256V115H255ZM9 111V110H8ZM12 111H13V109H12ZM11 111V112H12ZM14 111H15V109H14ZM45 111H47V110H43L42 112H45ZM52 111H54V110H52ZM60 111V110H59ZM74 111V110H73ZM75 111V112H76ZM118 112V114H120V115H122L121 117H120V119L122 120L123 118L124 119H128L129 121H131V123L132 122H137V120H138V123H139V125L141 126V124L143 123V125H145L146 127L148 126V128L150 127L151 129L150 130H155L157 133L156 134H158V138L160 139L159 141L160 142H163V145H164V147L163 146H161L162 148H151V146H147V148L145 147V145L142 143H140L142 146L144 145V149L142 148V149H140V148H136L135 147V142H136V140H135V138L137 139V138H139L140 136H133V135H131V137H135V138H133V140H135V141H131L130 139H132V138H128L129 140H126V141H128V142H125L126 144H124V141L122 142V143H120L119 141L117 142V140L115 139V141H114V138H115V136L116 137H118V138H120V139H122L123 140V138H124V140L125 139H127L126 138V136L129 134V136H130V130H134L135 131V126H133L134 124H132V125H130L129 124V126H126L125 124H124V122H123V124H122V126L121 125H118L117 127L115 126L116 125V122L115 121H113L112 120V116L114 117V113H112V112ZM167 113H166V112ZM171 111V112H172ZM248 111V110H247ZM3 112V111H2ZM6 112V111H5ZM10 112V111H9ZM8 112V113H9ZM28 112V111H27ZM31 112V111H30ZM38 112V111H37ZM67 112H69V111H67ZM71 112V111H70ZM81 112V111H80ZM149 112H152L153 113V115H151ZM157 112H159V113H157ZM160 112H164V113H166L167 114V116H166V114H160ZM237 112V113H236ZM241 112H242V115H241ZM8 113H5V114H8ZM14 113V112H13ZM13 113H11V114H13ZM32 113V112H31ZM38 113H41V112H38ZM48 113V112H47ZM47 113L45 114L46 116H47ZM55 113V112H54ZM56 113H58V112H56ZM155 113V114H154ZM157 113V114H156ZM173 114H174V112H172ZM4 113H3V115H5ZM18 114V113H17ZM26 114V113H25ZM44 114V113H43ZM65 114H66V110H65ZM68 114H70V113H68ZM68 114H66V115H68ZM78 114V113H77ZM80 114H82V113H80ZM86 114H87V111H86ZM89 114V113H88ZM174 114V115H175ZM1 115V114H0ZM9 115V114H8ZM7 115V116H8ZM14 115H15V113H14ZM21 115H23V116H21ZM38 115V114H37ZM42 115V114H41ZM41 115H40V117H41ZM49 115H51V114H49ZM48 115V116H49ZM56 115V114H55ZM53 116V117H51L52 118V120H50L49 119V121H50V123L51 122H56L57 124L59 123V125L58 126H56V127H53V126H55V123H54V125L52 126L53 127V137L52 138H55V137H64V136H66V138H68V136H69V133H72L73 131L72 130H74L75 131V129L73 128V126H72V128L73 129H71V127H69L70 125H68L69 123L67 122V125L68 126H66V124H64V123H62L61 122V119L60 118H57V115L56 116ZM59 115V114H58ZM91 115H89V116H91ZM119 115V116H120ZM154 115H156V118H154L155 116ZM163 116V117H161V116ZM172 114H170V116H171ZM245 115H246V117H245ZM21 116V117H20ZM47 116V117H48ZM59 116H64V113H63V115H59ZM70 116V115H69ZM72 116V115H71ZM70 116V117H71ZM80 116V115H79ZM86 116V115H85ZM118 116V117H119ZM164 116H166V117H168V118H166V117H164ZM190 116V117H189ZM233 117V118H231V119H229L230 117ZM234 116H235V118H234ZM253 116V117H252ZM4 117V116H3ZM2 117V118H3ZM20 117V118H19ZM43 117H44V115H43ZM42 117V118H43ZM46 117V118H47ZM68 117V116H67ZM117 117V118H118ZM133 117H135V118H133ZM139 117V118H138ZM144 117H146V118H144ZM177 117V116H176ZM175 117V118H176ZM11 119H12V117H10ZM9 117H8V121H9V123L6 121V119H4L3 121H5V124L4 123H2L3 121H1L0 122V125L2 126V124H4V125H6V122L8 123V125L9 124H11V121L9 120L10 119ZM23 118H22V120H23ZM32 118V117H31ZM41 118V119H42ZM50 118V117H49ZM56 118H57V120H59V122H57V121H55L56 120ZM64 118V117H63ZM65 118H66V116H65ZM64 118V119H65ZM71 118H73V117H71ZM70 118V119H71ZM115 118V117H114ZM131 118H133V119H131ZM250 117H248V119H251ZM17 118H15V122H17L18 123V121L16 120ZM40 119V118H39ZM40 119V120H41ZM76 119V118H75ZM119 118L117 119V120H120ZM123 119V120H124ZM139 119H142V120H139ZM14 120V119H13ZM21 120V121H22ZM25 120V119H24ZM27 120V119H26ZM29 120H30V118L28 119V121H27V123L29 122ZM46 120V119H45ZM48 120V119H47ZM54 120V121H53ZM73 120V119H72ZM89 120H91V119H89ZM184 120H187L188 121V123H187V121H184ZM48 121V122H49ZM125 121H127V120H125ZM140 121H143V122H140ZM225 121H227V122H229L230 121V123H227V122H225ZM19 122H20V120H19ZM33 122H35V121H33ZM22 123V122H21ZM26 123V125L25 124H20L19 126L21 127V125H22V129L21 128H18L19 129V131H21V133L22 134H20V136L22 137V138H24L25 137V135L27 134H29L30 133V135H29V138L31 137V135H32V137L34 138V140H33V138H32V140L31 141H34V145H32V147H30L31 148V150H32V153H34L35 151H36V149L38 148V146H36V149L34 148L35 147V145L36 144H38L39 143V141H41L40 139L39 140H35V136L37 135V136H42V135H39V134H34L33 132H37V127H36V125L34 124V123H32L31 125H29L30 124V122H29V124H27ZM37 123V122H36ZM49 123V124H50ZM62 123V124H61ZM71 123V122H70ZM77 123V122H76ZM118 123V122H117ZM244 123V122H243ZM13 124V123H12ZM52 124V123H51ZM61 124V125H60ZM79 124V123H78ZM82 124V123H81ZM86 124H90V122L89 123H87L86 122ZM121 124V123H120ZM127 124V123H126ZM18 125V124H17ZM17 125H16V127H17ZM24 125H25V127H24ZM72 125V124H71ZM75 125V124H74ZM93 125V126H94ZM12 126V125H11ZM10 125H9V127H11ZM51 126V125H50ZM91 126V125H90ZM98 126V127H97ZM248 126H251V127H248ZM3 127V126H2ZM2 127H0V129L2 128ZM5 127V126H4ZM3 127V128H4ZM44 127V126H43ZM69 127L71 130H68L67 128ZM80 127V126H79ZM83 127V126H82ZM87 127V126H86ZM5 128H7V127H5ZM12 128H13V126H12ZM14 128H15V125H14ZM13 128V129H14ZM81 128V127H80ZM95 128H93V129H95ZM115 128V129H114ZM140 128H142V126L141 127H139V130H140ZM39 129V128H38ZM43 129H45V128H43ZM47 129H48V126H47ZM46 129V130H47ZM84 129H85V126H84ZM83 129V130H84ZM89 129H91V128H89ZM92 129V130H93ZM147 129V128H146ZM3 130V129H2ZM24 132H23V131ZM41 130V129H40ZM49 130V129H48ZM80 131H82L81 129H79ZM142 130V129H141ZM6 130H3V132H5ZM8 131V130H7ZM9 131H12V130H9ZM16 130H14V132H15ZM44 131V130H43ZM80 131L78 132V133H80ZM87 131L89 132V130L87 129ZM1 132V131H0ZM14 132H12V133H14ZM18 131H16V133H17ZM137 132H139V131H137ZM143 132V131H142ZM145 132V134H143V136L144 135H146V131H144ZM150 132V131H149ZM14 134V136H13V138H14V140L15 139H19L20 140V138H17V137H15V135L16 136H19L18 134H19V132L17 133V134ZM23 133H26L25 135L23 134ZM34 135H33V134ZM82 133V132H81ZM90 133V132H89ZM150 133H153L152 131L150 132ZM1 134H3V133H1ZM11 134V133H10ZM66 134H68V135H66ZM75 133H73V135H74ZM112 134H113V139H112ZM140 134H141V132H140ZM148 134V133H147ZM155 134V133H154ZM7 135V134H6ZM72 135V134H71ZM79 135V134H78ZM85 135V134H84ZM115 135V136H114ZM137 135V134H136ZM153 134H151V136H152ZM1 136V135H0ZM3 136H4V134H3ZM3 136H1V139H2V137ZM8 136H9V134H8ZM11 136V135H10ZM76 136V135H75ZM75 136H74V139H75ZM81 136V135H80ZM83 136V135H82ZM92 136H94V138L92 137ZM143 136H141L140 138H139V141H140V139L143 137ZM146 136H148V135H146ZM145 136V137H146ZM150 136V135H149ZM148 136V137H149ZM154 136V135H153ZM152 136V137H153ZM38 137V138H39ZM43 137V140H45L44 138H45V136H42ZM41 137V138H42ZM70 137L71 136H69V139H70ZM86 137H87V135H86ZM151 137V138H152ZM3 138H6V137H3ZM21 138V140H23ZM28 138V139H29ZM30 138V139H31ZM37 138V137H36ZM37 138V139H38ZM51 138V140L50 141H52V140H54V141H56V138L55 139H52ZM65 138V137H64ZM64 138H62V141H65V140H63ZM65 138V139H66ZM72 138H73V136H72ZM147 138V137H146ZM154 138H156V137H154ZM153 138V139H154ZM27 139V137L24 139V140H28ZM30 139H29V141H21L20 140V143L19 144H17L16 145V147L18 146V148L20 147L21 148V146H19L20 144H22V142H30ZM59 139V138H58ZM79 140V138H76L75 139V141H78ZM114 141H112V140ZM142 139H144V138H142ZM157 139V138H156ZM6 140H10V137H9V139H5V141ZM13 139H12V141H14ZM18 140V141H19ZM68 140V139H67ZM71 140H73V139H71ZM121 140V141H122ZM138 140V139H137ZM144 140H148V139H144ZM152 140V139H151ZM1 141V140H0ZM38 142V143H36V142ZM62 141H60V143L61 144H64V142H62ZM85 141V143L87 142V140H84ZM83 141V142H84ZM138 141V142H139ZM148 141H150V140H148ZM2 143H3V141H1ZM1 142H0V145H1ZM7 143V145L4 143V145H6L7 147H8V149H10L12 146H14V145H10L11 147H9V143H11L10 141L8 142V141H6ZM44 142V141H43ZM58 142V143H57ZM56 143L58 144V146L60 145V143H59V141H57ZM70 142V141H69ZM153 142H155V140H153ZM15 143H17V141L15 140ZM26 143H23V148H24V150L26 149L25 147H24V144H26ZM31 144L33 143V142H30ZM29 143V146H31V144ZM36 143V144H35ZM55 143V144H56ZM71 143V142H70ZM78 143V142H77ZM77 143H75V145L77 144ZM84 143V144H85ZM94 143V144H93ZM147 143H149V142H147ZM150 143H152V142H150ZM14 144V143H13ZM39 144H41V143H39ZM54 144V143H53ZM66 144H68V142H66ZM79 144V143H78ZM77 144V145H78ZM79 144V145H80ZM95 145V146H93V145ZM47 145V144H46ZM69 145H73V143L72 144H69ZM69 145L67 146V149H69L68 147H69ZM75 145L74 146H72V148H71V146H70V148L71 149H75L76 147H75ZM76 145V146H77ZM78 145V146H79ZM128 145H130L131 147H128ZM136 145H138V143H136ZM149 145V144H148ZM150 145H152V144H150ZM2 146H3V144H2ZM2 146H0V148H3V151H5L4 149H7L6 148V146H4V147H2ZM25 146H28V144L27 145H25ZM29 146H28V148H27V150H29L30 148H29ZM34 146V147H33ZM48 146V145H47ZM45 147V149L47 148V150H49L48 149V147ZM56 146V145H55ZM62 146V145H61ZM60 146V147H61ZM63 146H65V144L63 145ZM135 148H134V147ZM15 147V146H14ZM15 147V148H16ZM41 146H39V148H40ZM73 147H75V148H73ZM80 147H79V149H80ZM137 147H139V146H137ZM153 147V146H152ZM13 148V147H12ZM10 149V150H12V153L11 154H13V152H14V155H15V151L16 150H19L18 148L17 149ZM22 148V149H23ZM64 147H61V150L63 149ZM66 148V147H65ZM64 148V149H65ZM132 148H134V149H132ZM145 148H146V150H148V148H150L149 150H148V152L147 153H150V156H149V158H152V159H148V158H142V156L143 157H145L144 156V154H140L139 152H143L144 150H145ZM33 149H34V151H33ZM62 150L61 152L64 154V152H65V150ZM78 149V148H77ZM1 151H2V149H0ZM15 150V151H14ZM31 150H30V154H28V153H26V155L28 156V155H30L29 157H31ZM38 151H39V149H37ZM47 150H46V152H47ZM113 150H115V152L113 151ZM116 150H118L117 151V153H116ZM0 151V152H1ZM2 151V152H3ZM51 151V150H50ZM7 152H9V150L7 151ZM6 152V153H7ZM21 152V155H22V151H20ZM20 152H18L19 153V155H17L18 157L17 158H25V156L26 155H24L23 154V156L22 157H20L21 155H20ZM23 152H28V151H23ZM66 152H68V150L66 151ZM70 152V151H69ZM68 152V153H69ZM70 152V153H71ZM74 152V153H73ZM39 153H41V152H38L37 154H39ZM50 153V152H49ZM53 153V152H52ZM68 153H66V154H68ZM146 153V154H147ZM9 154V153H8ZM10 154V155H11ZM17 154V153H16ZM42 154L44 155V153L42 152ZM46 154V153H45ZM62 154V155H63ZM65 154V155H66ZM118 156H122L123 158H125L124 160H125V164H124V160H123V162H121L122 164H123V166L122 167H120L119 165H122V164H119L118 166L121 168H119L117 165H116V171H115V168L113 167L114 166V164H112L111 165V167H110V165H107V167H106V169H104V167H101L100 166V164H109L110 162H113V163H116L117 161L115 160V158L116 157H118ZM3 155V154H2ZM5 155V154H4ZM33 155V154H32ZM34 155H36V153L34 154ZM40 155V154H39ZM43 155H41V158L43 157ZM47 155V154H46ZM46 155H44V156H46ZM52 155V154H51ZM54 155V154H53ZM61 155V154H60ZM61 155V156H62ZM62 156V157H64V159H65V157L66 156ZM69 155H71V154H68L67 155V157L69 156ZM76 156V158L77 157H80V156ZM114 155H116V156H114ZM151 155H152V157H151ZM5 156H7V155H5ZM12 156V155H11ZM27 156H26V159H28L27 158ZM36 156H38V155H36ZM120 156V157H121ZM10 157V156H9ZM15 157V156H14ZM13 157V158H14ZM34 157V156H33ZM39 157V156H38ZM72 157V156H71ZM113 157H115V158H113ZM121 157V158H122ZM2 158V157H1ZM0 158V159H1ZM6 158H8V157H5V159ZM11 158V157H10ZM17 158H15L16 160H17ZM35 158V160H38L39 158H36V157H34ZM34 158H32V160H34ZM40 158V159H41ZM46 158V157H45ZM48 158H50V157H48ZM55 158V157H54ZM58 158V157H57ZM59 158H61V157H59ZM70 158V157H69ZM5 159H3V161L5 160ZM9 159V158H8ZM12 159V158H11ZM10 159V160H11ZM23 159H21L22 160V163H18V165L19 164H21V168H22V164H24V160ZM30 159V161H31V158H29ZM44 159V157L41 159V160H43ZM53 159V158H52ZM51 159V161L54 163H58V160H56V161H53ZM72 160H73V158H71ZM69 160V162L68 163H73V161L75 160L76 161V159H74L73 161L72 160ZM16 160H14L13 159V161H16ZM19 160V162H21L20 161V159H18ZM17 160V161H18ZM45 160V159H44ZM46 160H48L49 162H51L50 161V159H46ZM77 160H78V158H77ZM84 160H83V162H84ZM112 160V161H111ZM118 161L120 160L119 158L117 159ZM121 160V161H122ZM145 160H148V161H145ZM2 161V160H1ZM67 161L68 160H66V163H67ZM72 161V162H71ZM79 161V160H78ZM116 161V162H115ZM8 161L6 160V163H7ZM11 162H12V160H11ZM27 162H28V160H27ZM27 162H26V160H25V164H27ZM38 163H39V160L37 161ZM37 162H35V163H37ZM42 162V161H41ZM44 162V161H43ZM62 162H63V160H62ZM81 162V161H80ZM3 163H5V162H3ZM14 164H15V162H13ZM31 163V162H30ZM45 163V162H44ZM47 163V162H46ZM54 163V164H55ZM60 163V162H59ZM64 163H65V161H64ZM65 163V164H66ZM76 163H77V161H76ZM79 163V162H78ZM82 163V162H81ZM118 163V162H117ZM119 163H120V161H119ZM127 163V164H126ZM29 164V163H28ZM24 165V167L25 166H29V165ZM41 164V163H40ZM48 164V163H47ZM85 163H82V164H80L79 163V165H84ZM85 164V165H86ZM2 164H0V166H1ZM6 165V164H5ZM17 165V163L15 164V166ZM17 165V166H18ZM48 165H50V163L48 164ZM56 165V164H55ZM75 165V164H74ZM77 165V164H76ZM79 165H77V168L75 167V169H79ZM85 165H84V168H87V165H86V167H85ZM96 167H94V166ZM4 166V165H3ZM31 167L32 166H34V164L32 165H30ZM37 165L35 164V169H37V167L39 166H37ZM41 166H43L42 164H41ZM46 165H44V167H45ZM51 166V165H50ZM9 167H11V170H13L12 168H13V165L11 164V165H9ZM20 166H18V167H16V168H18V172L20 171L21 172V168H19ZM30 167V168H31ZM34 167H32V168H34ZM65 167V166H64ZM74 167V166H73ZM72 167V168H73ZM81 167V166H80ZM114 169H113V168ZM15 167H14V170L15 171H17V169H16ZM26 168V167H25ZM25 168H23V170L25 169ZM30 169V170H32V172L34 171V169ZM48 167H46V168H43V170L45 169V172H46V169H47ZM51 168H53V167H51ZM57 168V167H56ZM69 168H71V167H69ZM68 168V169H69ZM72 168L70 169L71 171H69V172H71L72 173V175H73V171H72ZM20 169V170H19ZM27 169H29V168H27ZM41 169V167L39 168V169H37V170H35L34 171V173H36V174H39L40 172L42 173V169ZM50 169V168H49ZM63 169V168H62ZM67 169V168H66ZM67 169V170H68ZM75 169H73V170H75ZM81 169H83V166L79 169V170H81ZM1 170H2V168H1ZM8 170V169H7ZM7 170H5V171H7ZM22 170V171H23ZM29 170V171H30ZM38 170L40 171V172H38ZM52 170V169H51ZM60 170V169H59ZM64 170V169H63ZM66 170V172H64V173H66L67 174V171ZM9 171H10V168H9ZM15 171H13V174L15 173ZM27 171V170H26ZM29 171H27V172H29ZM38 173H37V172ZM50 171V170H49ZM49 171H47V174H48V172ZM53 171H56V170H54V168H53ZM53 171H51V173L53 172ZM77 171V170H76ZM89 171H90V173H89ZM19 172V174H22V173H20ZM31 171H30V173H32ZM45 172H43V174H41L42 176L44 175V176H49V175H47V174H44ZM57 172H60V171H56V173H52V175L53 176H56V177H58V180L59 179H63V180H59V182H63L62 184H63V187L62 188H65L66 189V187L64 186V179L65 180H67L66 181V184H67V182L70 184L71 182V178H73L74 180H76L75 179V176L74 177H72V176H70V175H68V176H70L69 177V179H70V181H68L69 179H66V178H63L64 176H62V178L60 177L61 175H65V174H62V172H60L59 174H57ZM1 173V172H0ZM3 173L4 172H2V175L1 176H3ZM7 173H9V172H6V174ZM25 174H26V172H24ZM23 173V175L24 176H21V177H23V179H21V181L22 180H25L27 177H25V174ZM30 173H28V175L26 174V176H29L30 175ZM33 173V174H34ZM76 173V172H75ZM74 173V174H75ZM94 173V174H93ZM121 173H122V175H121ZM12 174V173H11ZM12 174V175H13ZM15 174H18L17 172L15 173ZM56 174V175H55ZM69 174V173H68ZM4 175H5V173H4ZM40 174L38 175L39 177H38V179H43V178H40V176H41ZM51 175V176H52ZM58 175H60V176H58ZM8 176V175H7ZM11 176V175H10ZM9 176V177H10ZM16 177V175H13L12 177ZM36 176L37 175H35V178H36ZM41 176V177H42ZM50 176V177H51ZM66 176V175H65ZM68 176H67V178H68ZM18 178L17 179H19V176H17ZM54 178V179H57V178ZM25 178V179H24ZM45 178V177H44ZM1 179H3V178H1ZM0 179V180H1ZM5 179V178H4ZM7 179V178H6ZM4 180L3 182L5 183H3V186L5 187V185L8 183V182H6V181H8V180ZM11 179V178H10ZM16 179V181H18V183H19V181L20 180H17ZM36 180V181H38L39 182V180ZM47 179H50V178H47ZM53 179V178H52ZM29 180H33L34 181V179L33 178H31V179H28L27 178V182L29 181ZM73 180V181H74ZM11 181H12V179H11ZM10 181V182H11ZM34 182L35 183V185H37L36 183L37 182ZM1 182V181H0ZM9 182V183H10ZM23 182H25V181H23ZM22 182V184H24L25 185V183H23ZM29 182H31V181H29ZM42 183L40 184L39 183V186L41 187V185L43 186V187H41L40 188V191H39V188H35L37 191H39L38 193L39 194H37L36 192V190H34V192H32V190L34 189L33 187H35L34 185H33V183L31 182V184L33 185L32 186V190H31V192H29V193H33V194H28L27 195V197H25L26 199L24 200V197H23V199L22 200H20V199H15V200H8V199H10V198H8V199H5V201L6 200H8L7 202H5L4 201V197H6V193L8 192V190H9V187L12 185H10L9 187L8 186H6V187H8V190H7V188L5 187V189H4V187H3V189L1 188L0 189V192H1V190L2 191H4L5 193H1V195H0V200H2V201H0V211L2 210V209H6V210H8L7 212H9L10 210H14V212L16 211L15 209H17V210H19V208L20 207H22L23 206V209L22 208H20L21 210H24L25 208V206L27 205L28 206V204H35L37 201V203H39L40 201H41V198L42 199H45L44 197H46L49 201L48 202H44V201H41L40 203H39V205H37V206H39V208L37 207V206H33V205H31V206H33L35 209L33 210L32 208L33 207H30V206H28V208L30 209L31 208V211L29 210V211H27L26 209H27V207H26V209H25V211L23 212V211H21L20 212V210L19 211H17L18 213L20 212L21 214H18V215H11V216H15V217H17L18 218V216L20 215H23V217H27V218H30V217H32L33 216V214L32 213H34V212H37V213H39L38 211H41L40 213H48V214H52L51 216H54V215H57V214H59V212L61 213V210H62V212H63V209L66 211V210H79V212H80V209L82 210L83 209V204L81 203V200H76V195H73V196H70V197H74L73 199H75V200H73L72 198L70 199V197L69 198H66L64 195V197H62V196H59L58 194H60V192H57L58 194H56L55 193V191H58L59 190V188L61 187V184L60 183H58L57 184V182H55V181H53V180H46V178H45V180L43 179L42 181H41ZM2 183H0L1 184V187H2ZM16 184H17V182H15ZM30 184V183H29ZM30 184V185H31ZM68 184V185H69ZM7 185H9V184H7ZM20 185V183L17 185V188H19L18 186ZM24 185H22V186H24ZM28 185V183L26 184V186ZM29 185V187H31ZM76 185V186H77ZM16 186V185H15ZM21 186V185H20ZM72 186V183L70 184V186L69 187H71ZM83 186V185H82ZM85 186V185H84ZM89 186V185H88ZM12 187V186H11ZM14 187V186H13ZM36 187H38V186H36ZM68 187V186H67ZM72 187H74V186H72ZM71 187V190L70 191H72V192H76V191H74V190H72L73 188ZM80 187V186H79ZM79 187L77 188V189H79ZM86 187V186H85ZM91 187V188H92ZM83 188V187H82ZM81 188V189H82ZM88 188V187H87ZM12 189V188H11ZM15 189V188H14ZM21 189V188H20ZM20 189H16L17 190V192L20 190ZM58 189V190H57ZM97 189V190H98ZM7 192H6V191ZM21 190H24V189H21ZM28 190V189H27ZM29 190H30V188H29ZM28 190V191H29ZM64 190V189H63ZM62 190V191H63ZM67 190V189H66ZM65 190V191H66ZM11 191V190H10ZM9 191V195H11V192ZM36 191V192H35ZM61 191V190H60ZM64 191V192H65ZM67 191H69V189L67 190ZM79 191V190H78ZM85 191V190H84ZM92 191V192H93ZM12 192H15L16 193V191H12ZM20 192V191H19ZM23 192V191H22ZM24 192H25V194H24ZM24 192H23V194L22 195H26L28 192H26L25 190H24ZM80 192V191H79ZM78 192V193H79ZM86 192V191H85ZM87 192H89L90 193V190L88 191L87 190ZM86 192V193H87ZM65 193H67V192H65ZM69 193V192H68ZM14 194V193H13ZM12 194V195H13ZM17 194V193H16ZM16 194L14 195V196H16ZM19 194V193H18ZM17 194V195H18ZM58 195V196H56V195ZM62 194V193H61ZM64 194V193H63ZM75 194V193H74ZM79 194H81V193H79ZM7 196V197H10V196ZM11 195V197H14V196H12ZM20 195V194H19ZM70 195V194H69ZM82 195V194H81ZM80 195V196H81ZM80 196L78 197V198H80ZM93 196V195H92ZM19 197V196H18ZM17 197V198H18ZM20 197H22L21 195H20ZM82 197H85V196H82ZM87 197V196H86ZM98 197V196H97ZM65 198V199H64ZM89 198V197H88ZM12 199H14V198H12ZM24 200V201H23ZM86 200H88V199H86ZM90 200H88V201H90ZM11 201V202H10ZM47 201V200H46ZM80 201V202H79ZM83 201V200H82ZM87 201V202H88ZM66 203V204H64L63 205V203ZM85 202V201H84ZM89 204H88V206H89ZM85 206V205H84ZM128 206H126V207H128ZM87 208H89V207H87ZM86 209V208H85ZM5 210V211H6ZM152 210H153V212L155 211V213L153 214V212H152ZM83 211V210H82ZM90 211V210H89ZM115 211V210H114ZM148 211H150V212H148ZM12 212V211H11ZM72 212V211H71ZM112 212V211H111ZM117 212V211H116ZM148 212V217H146V213ZM152 212V213H151ZM1 213V215L0 216H2V212H0ZM10 213V212H9ZM9 213H6V216H8V214ZM42 213V214H43ZM65 213V212H64ZM68 213V212H67ZM84 213V212H83ZM149 213H150V216H149ZM3 214H4V212H3ZM35 214V213H34ZM40 215V217L41 216H43V215ZM132 214V213H131ZM152 214V215H151ZM44 215H46V214H44ZM145 215V216H144ZM19 216V217H20ZM128 216V217H129ZM9 217V216H8ZM8 217H6V218H8ZM14 217V218H15ZM39 217V216H38ZM48 217V216H47ZM127 217V216H126ZM133 217V218H132ZM145 217V218H144ZM13 218V217H12ZM118 218V217H117ZM33 219H35V218H33ZM38 219V218H37ZM103 219V218H102ZM137 219V218H136ZM7 220H9V219H7ZM21 220H24V218L23 219H21ZM21 220H18V221H20L19 222V224L20 223H25L26 221H30V219L29 220H27L26 218H25V220L26 221H24V222H21ZM39 220V219H38ZM118 220V219H117ZM126 220H128V219H126ZM125 220V221H126ZM101 221V220H100ZM129 221H126V222H129ZM28 222H26V223H28ZM123 222V221H122ZM35 223H37L36 221H35ZM123 223H125V222H123ZM4 224V226H5V223H3ZM23 224H20L21 226L23 225ZM29 224H32V221H31V223H29ZM0 225L2 226V224H1V222H0ZM26 225V224H25ZM25 225H23V229L22 230H25L24 229V226ZM28 225V224H27ZM33 225V224H32ZM112 225V224H111ZM21 226H19V228L21 227ZM30 226V225H29ZM6 227H8V225L6 226ZM5 227V228H6ZM110 227V228H111ZM1 228V227H0ZM109 228V227H108ZM2 229H3V227H2ZM7 229V228H6ZM6 229H4V230H6ZM9 229V228H8ZM27 229V228H26ZM117 229V230H116ZM12 230V229H11ZM116 230V231H115ZM1 231V230H0ZM9 231V230H8ZM27 231V230H26ZM7 233V232H6ZM9 233V232H8ZM117 233V234H116ZM119 233H122V235H119ZM115 234V235H114ZM139 234H141L142 235V237H140L139 236ZM2 235H6L5 233L4 234H2ZM113 235H114V237H113ZM0 237H1V234H0ZM5 237V236H4ZM2 239V238H1ZM3 240H4V238H3ZM6 240V239H5ZM1 241V240H0ZM107 241V242H108ZM4 242V241H3ZM1 243V242H0ZM67 243V242H66ZM93 245V244H92ZM65 247V246H64ZM68 247V246H67ZM79 247V246H78ZM93 247V246H92ZM97 247H96V250H97ZM57 248V247H56ZM81 248V247H80ZM82 248H83V245H82ZM94 248V247H93ZM67 249H69V248H67ZM71 249V248H70ZM73 249V248H72ZM75 250V249H74ZM76 250H77V248H76ZM79 250V249H78ZM81 250V249H80ZM85 250V249H84ZM84 250H82V251H84ZM89 250V249H88ZM92 250H94V249H92ZM38 251V250H37ZM41 251V250H40ZM39 251V253L40 254H42V252H40ZM73 251V250H72ZM90 251V250H89ZM68 252H70L69 250H68ZM73 252H75V251H73ZM77 252H79V251H77ZM88 252V251H87ZM93 252V251H92ZM48 254V253H47ZM81 254V253H80ZM156 255V257H153V255ZM36 255H37V253H36ZM70 255V254H69ZM48 256V255H47ZM78 256V255H77ZM44 257H46L45 255H44ZM44 257H43V259H44ZM47 259V258H46ZM45 259V260H46ZM134 259V260H135ZM15 260H16V258H15ZM24 260V259H23ZM45 260H43L44 262H45ZM49 260V259H48ZM70 260H72V259H70ZM74 260V259H73ZM127 260H128V258H127ZM143 260V259H142ZM149 260L151 261V257L149 258ZM148 260V261H149ZM50 261V260H49ZM69 261V260H68ZM76 261V260H75ZM120 261V260H119ZM119 261H117V262H119ZM140 261H141V259H140ZM144 261H145V259H144ZM147 261V260H146ZM22 262V261H21ZM43 262V263H44ZM73 262V261H72ZM121 262V261H120ZM136 262V261H135ZM143 262V261H142ZM39 263V262H38ZM47 263V262H46ZM141 263V262H140ZM144 263V262H143ZM147 263V262H146ZM145 263V264H146ZM2 264V263H1ZM74 264H76V263H74ZM139 264V263H138Z\"/></svg>", "mask_w": 264, "mask_h": 264}, {"label": "rangeland", "instance_id": "374dc122", "mask_svg": "<svg viewBox=\"0 0 264 264\" xmlns=\"http://www.w3.org/2000/svg\"><path fill=\"white\" fill-rule=\"evenodd\" d=\"M20 1H22V0H20ZM41 0H37V3H36V5L35 6H37V5H39V3H44V2H49V4L50 5H52L51 7H53V8H49L48 9V13H50V15L45 11V14H43V15H40L39 17H40V24H37L36 26L37 27H34L35 28V30H34V28L33 29H31L32 30V32H30V33H28L29 31H31L30 30V27H31V25L32 24H34L35 22H37V19H39V17H36V16H34L35 14H33L32 16H31V14L28 16V14L29 13H33V11H35L36 9H37V7H36V9H35V7L34 8H31L30 10H27L29 13L28 14H26V15H24L23 16V19H22V17H20L21 18V20H23V21H21L20 20V18L19 17H14V18H11L10 16H6V12L9 10V8L11 7L12 8V6L14 7V5H15V0H0V7H2L3 5H9L10 7H8V10L5 12V8H2V9H4L3 11H4V13L1 11V8H0V17H2V16H6L7 17V19H6V17L4 16V17H2V18H0V43L2 44H0V46L1 47H3L2 49H1V47H0V110L4 107V109H5V111L2 109L1 111H0V120L1 121H3L4 119H6V121L9 123V121H8V117L10 118V117H12V119L10 118L9 120L11 121V124H9L10 126L12 125L13 126V128H14V125H15V128L13 129L12 128V126L11 127H9V125H8V123L6 122V125H4L5 124V121H3L2 123H4V124H2V126L4 127H7V128H3L1 125H0V127H2L1 129H0V135L1 136H3V134H4V136L3 137H6V138H3L2 137V139H1V136H0V140L1 141H3V143L1 142V145L0 146H2V144H3V146L2 147H4V146H6L8 143L6 142V141H10L11 143H9V147H11L12 145H14L15 147H16V145L17 144H19L20 143V140H21V138L23 137H21L20 136V134H22L21 133V131H19V129L18 128H21L22 129V125H21V127L19 126L20 124H25L26 125V123H27V121H28V119L30 118V120H29V122H30V124H29V122L27 123V124H29V125H31L32 123H34L35 125H36V127H37V132H33L34 134L36 133V134H39V135H42V136H45V140H43V137L42 136H37L36 134V136H35V140L37 141V140H41V141H39V143H41V144H39L38 142H36V143H38V144H36L35 145V149H36V146H38V148L37 149H39V151L36 149V151L34 152V153H32V150H31V148L30 147H32V145H34V141H31L32 140V138L34 137H32V135H31V139L29 138V135H30V133L27 135L26 133H23L24 135H25V137L24 138H22L23 140H21V141H29V139H30V142H33L32 144L30 143V142H22V144H20L19 146H21V148L19 147L18 148V146L15 148L14 146H12L11 148L12 149H19V150H14L15 151V155H14V152H13V154H11L12 153V150H10V149H8V147L6 146V148L7 149H4L5 151H3V148H0V149H2V151L0 152V164H2L1 166H0V179L1 178H3V179H1L0 181V183H2L6 178V180H8V181H6V182H8L7 184H9V185H5V187L6 186H10L11 184V186L9 187V190H8V187H6L7 188V190H8V192L6 193L7 195H6V197H4V201H5V199H8V198H10V199H8V200H15V199H20V200H22L23 199V197L25 196V197H27V195L28 194H33V193H29V192H31V190H32V192H34V190H36L35 188H39V191H40V188L41 187H43L42 185H41V187L39 186V183L41 184L42 182V180L44 179L45 180V178H46V180H53V181H55V182H57V184L58 183H60L61 184V187L59 188V190L58 191H55V193L56 194H58L57 192H60V194H58L59 196H62V197H66V198H69L70 196H73V195H76L75 197H76V200L78 199V200H81V203L83 204V211L80 209V212H79V210H64L63 209V212H62V210H61V213L59 212V214H57V215H54V216H51L50 214H48V213H40L41 211H38L39 213H37V212H34V213H32L33 214V216L32 217H30V218H27V217H23V215H19L18 216V218L17 217H15L16 215H18V214H21L20 212L21 211H25V209H26V207H27V211H31V208L29 209L28 208V206H30V207H35V206H37V205H39V203L41 202V201H44L45 199L47 200H45L44 202L46 203V202H48L49 200L46 198V197H44L45 199H42L41 198V201L39 202V203H35L34 205L33 204H31V205H33V206H31L30 204H28V206L26 205L24 208V210H21L20 208H22L23 209V206L22 207H20L19 208V210H20V212L18 213L17 211H19V210H17V209H15L16 211L14 212V210H10L9 212H7L8 210H6V209H2L0 212H2V216H0V222H1V224H2V226L0 225V234H1V237H0V264L2 263V264H74V263H76V264H84V262H78L77 263V258L80 256H82V255H84V256H82L84 259H85V256L87 257V253H88V256L89 255H95L96 253H95V251L98 253V249H99V251H101V249H103V248H105L108 244H109V241H110V234L111 233H113V230L115 229V227L116 226H114V228H112L111 226H113V225H117V229L118 228H120V226L122 225V226H124V224H126V223H130V221H133V220H140V219H143V218H140V215H143V214H138L139 215V218L138 217H136L137 216V214L135 215L134 214V212H137V211H133V208L131 207V206H128V205H126V206H128V207H126V206H119L118 208H113V209H108V210H102V212H101V210H100V212H96V211H92V209H90L91 208V204H89V202H92L91 200H90V198L91 197H94L95 196V198H96V201L97 202H99V199H100V196L99 195H101V193H100V189H96V188H94V190L96 191V192H94L93 191V187H92V184H84L83 182H81V184H75V185H73L74 183H76V181H77V183H79L78 182V178H77V176L78 175H80V174H82V173H80L79 174V171H82L83 170V173H84V171H85V169H87V171H85L87 174H88V167H89V170L91 171V165H90V163H89V166H88V163L86 164V162H85V150H84V148L86 149V146L87 147H89L87 144H90V146H91V143H92V138L90 137L91 135H93V133H94V136L96 137V135H97V137L96 138H98V136L100 135V134H102V135H100V137L102 136V137H104L105 135L107 136V133H105L106 131L103 129V131L104 132H102V128H101V126H97L98 127V129H96L95 127V120H93L94 118L92 117V115H91V113H92V111H91V113H90V111H88V107L86 106L85 108H84V106L82 105V100L83 99H85L86 101H88L89 102V104L91 105L90 106V109L89 110H93L94 111V109L96 108V107H98L99 106V108H96L95 110H98V109H100V106L102 105L103 106V104H101V97H103L104 95H102L103 93V91L104 92H107V93H112L113 95H115L114 97L115 98H113V95L111 94V96L109 97L110 98V100L111 101H114L116 98H118V95H121V96H124L121 92L120 93H118L117 92V94H116V91H117V89H125V88H127V89H129L130 91L131 90H138V89H136V85L137 84H133V82H134V79L133 78H135V80L137 81V83L139 84L140 82L142 83H140L138 86H137V88H139V90H141L142 91V89H143V91H145V90H147L149 87V89L148 90H151V89H154L155 90V93H154V90H153V92H151V91H148V93H150V94H152V95H155V94H157V93H159L158 92V90L157 89H155V87L153 88V86H155L154 85V83H153V85L151 84L152 83V80L151 79H149V68L150 67H148V65H149V63H148V65H147V62H146V57L145 58H143L142 56H140L141 54L143 55V56H145L144 55V53L146 54L147 52L149 53V51H150V48L146 51H143V48L142 47H144L143 45H141V44H139V41H137V43L136 44H134V42L136 41V40H138V38L136 37V36H134V35H136V34H134L135 32V30L133 29V27L132 26H130V22H129V20H131L134 16L132 15V14H134L135 15V13H134V11H135V9L137 8L136 6H138V5H136V6H134L135 7V9H134V7H133V9L131 8H129V7H132L133 6V4H131L130 5V3H134L133 2V0H125V1H123V4H121L120 5V9L118 8V9H114V7H113V4H114V6H115V3L114 2H110V3H106V4H102V5H99L95 0H90V4H89V0H57V2H56V4L54 5V3H55V0H43L42 2H40ZM67 1V2H66ZM78 1V2H77ZM131 1V2H130ZM138 1H140V0H136L135 1V4H137V2ZM146 1V3L147 4H144L143 3V1H140L141 3H140V6H138V7H141L142 5H143V7H145V8H147V9H145V8H143V9H145V11L143 10V11H141L142 13H144V14H149L148 16L149 17H151V18H154V16L153 15H156V14H153V12L152 11H157L158 10V12H160L159 14H161V25H162V27H163V29H166L165 31L163 30L162 32H163V36H162V39H161V41L163 40H165V39H172V38H174L175 36H179L180 37V42H179V40H178V38L177 37H175L174 38V44H176V41H175V39L176 40H178L177 42H178V45L180 44H182V45H185L184 47L182 46H177V48L179 47V48H184V49H182L181 51L179 50V52H178V49H176V48H174V46H173V48L175 49V50H173L172 49V47H171V50L174 52H168V53H171L172 54V57L173 58H175V56L177 57V59H179V58H181L182 59V57H183V59H185V57L184 56H186L187 54L189 55V54H191V53H193L191 50L193 49L194 50V45L192 44V40H190V39H192L193 38V40L196 38V40H197V42L198 43H200V44H214L213 45V47H212V45H210L214 50H215V55H213V53H211V54H209L212 58H214V59H220V60H222L223 61V63L225 62V67L224 68H216V72L217 73H215V69L213 70H211V69H209V68H206V69H204L203 67L201 68L200 67V65L198 64V65H196L197 67H195L194 66V68L196 69H194L193 70V72L195 73V71H196V74L198 75V71H199V75H200V73L201 72H203V74L205 75V74H207V75H212V76H222L221 78H218L219 80H228L229 78H231L232 76H234V77H236L237 75L239 76L240 74H236V73H234V75L232 74V75H230V77L229 76H227V73H225V72H227V71H231V69H232V73H233V71L234 72H237V70L239 69L240 70V68L242 69V70H240V72H244V70H243V68H245V67H243V66H241L240 65V68H239V64H241L242 62L241 61H244V59L242 58V57H244L245 56V59H247V57L246 56H248L249 55V61H250V58H253V56H257V52H255L256 50V47L258 48V47H260L259 49H262V47L261 46H264V45H262V44H264L263 42H264V37H261L262 35L264 36V18H262V17H264V0L262 1V0H255V1H257V2H255L254 0L252 1V0H238V2L236 1V0H151V1H149L148 0V2H147V0H145ZM144 1V2H145ZM157 1V2H156ZM161 1H163V2H161ZM198 1V2H197ZM201 1V2H200ZM218 1H220V2H218ZM222 1H223V6H225L224 7V9L225 10H227V13L228 12H230V10H231V12H230V14L228 13V14H225L224 12H225V10L223 9V6H222ZM230 1V2H229ZM232 1V2H231ZM236 1V2H235ZM243 1V2H242ZM5 2V3H4ZM7 2V3H6ZM39 2V3H38ZM76 2V3H75ZM128 2V3H127ZM151 2V3H150ZM154 2H155V4H154ZM167 2H169V3H167ZM174 3V4H172V5H174V6H170L169 4H171V3ZM176 2L178 3V5H180V6H178L177 4H176ZM262 2V3H261ZM4 3V4H3ZM58 3V4H57ZM66 3V4H65ZM87 3V4H86ZM153 4V5H150V4ZM211 3V4H210ZM212 3L214 4L213 6H212ZM245 3V4H244ZM11 4V5H10ZM69 4V5H68ZM74 4H75V6H76V4H77V6L75 7L74 6ZM81 4V5H80ZM83 4H85L86 6L88 5L89 7H87L88 8V10H87V8H86V6L85 5H83ZM109 4V5H108ZM128 4V5H127ZM134 4V5H135ZM138 4H139V2H138ZM150 5V6H152L153 8H151V9H149V7H147V5ZM158 4V6H156ZM207 4H209V5H207ZM221 4V5H220ZM232 4V5H231ZM236 4H238L237 6H236ZM246 4H249V5H246ZM261 4V5H260ZM57 5V6H56ZM60 7H59V6ZM70 6V7H68V6ZM72 5L74 6V9H73V7H72ZM79 5V6H78ZM93 5H95V6H93ZM97 5V6H96ZM106 5V6H105ZM130 5V6H129ZM148 5V6H149ZM183 5H185L186 6V8H185V6H183ZM217 5V6H216ZM233 5H235V7L233 6ZM241 7H240V6ZM243 5V6H242ZM251 5V6H250ZM62 6H63V9H62ZM64 6H66V7H64ZM117 6V5H116ZM115 6V8H117ZM164 6H168L167 8H169V9H166V7H164ZM178 6V7H177ZM184 8H183V7ZM221 6V7H220ZM249 6L251 7V8H249ZM258 6V7H257ZM5 7V6H4ZM54 7H56L55 9H54ZM58 7V8H57ZM78 7V8H77ZM85 7V9L83 10V8ZM111 7V8H110ZM113 7V8H112ZM161 7V9L164 7V11H162L161 9H159ZM171 7H172V9L173 10H171ZM232 7H233V10H234V12H236L234 15L232 14V12H233V10H232ZM240 7V8H239ZM243 7V8H242ZM253 7H255V8H253ZM68 10H67V9ZM79 9V11H77V9ZM94 8V9H93ZM97 8V9H96ZM179 8H180V11H179ZM182 8H183V10H182ZM217 8V9H216ZM221 8H222V10H224V11H222L221 10ZM235 8V9H234ZM242 8V9H241ZM244 8H245V10H244ZM250 10H249V9ZM35 9V10H34ZM54 9V10H53ZM64 9H66V13H65V10ZM114 9V10H113ZM149 9V10H148ZM165 9H166V12H165ZM178 9V10H177ZM189 9V10H188ZM215 9H216V11L218 10V9H220V10H218L217 12L215 11ZM53 10V11H52ZM94 10H97L96 11V14H95V11L93 12ZM101 10V11H100ZM111 10H113L112 12H114V11H117V14H116V12L115 13H112L111 12ZM119 10H120V12H119ZM122 10V11H121ZM160 10V11H159ZM167 10H169V12H170V10L171 11H173V12H170L169 14H173V16H174V18L175 17H177V14H181L182 15V17L184 16V14L186 15L185 17H183V18H185V19H181L182 17H181V15L178 17V20H177V18L176 19H174V18H168L167 19V17H171L172 15H169V14H167L168 12H167ZM175 10V11H174ZM177 10V11H176ZM181 10H182V13H181ZM186 10V11H185ZM213 10V11H212ZM262 10H263V12H262ZM32 11V12H31ZM62 13H61V12ZM71 13V14H68L69 12ZM81 11V12H80ZM82 11L84 12V13H82ZM214 11H215V13H214ZM220 11V12H219ZM262 13H261V12ZM52 12H54L53 14H52ZM68 12V13H67ZM76 12H80V13H76ZM91 12H93V13H91ZM101 12V13H100ZM119 12V13H118ZM124 12V13H123ZM158 12H155V13H157L158 14ZM183 12H184V14H183ZM192 12H194L195 14H193ZM257 12H258V14H257ZM3 13V14H2ZM8 13V12H7ZM56 13H57V15H56ZM61 15H60V14ZM65 13V14H64ZM91 13V14H90ZM123 13V14H122ZM132 13V14H131ZM151 13H152V15H151ZM163 13V14H162ZM189 13V14H188ZM220 13V14H219ZM261 13V14H260ZM1 14H2V16H1ZM47 14V15H46ZM90 14V15H89ZM99 14H101V15H99ZM122 16H121V15ZM128 14H130V15H128ZM156 15V17H160V15ZM168 16H167V15ZM222 14H224L225 16H223ZM237 14V15H236ZM45 15V16H44ZM56 15V16H55ZM60 17H59V16ZM95 17H94V16ZM103 15H105V17H103ZM151 15V16H150ZM165 15V16H164ZM189 15H190V17H189ZM194 15V16H193ZM214 15V16H213ZM227 15H229V16H227ZM234 17H233V16ZM249 15V16H248ZM253 15V16H252ZM59 18H58V17ZM72 18H71V17ZM75 18H74V17ZM85 18H84V17ZM87 16V17H86ZM94 17L93 19L92 18H90V17ZM106 16L108 17V19L106 18ZM115 16H117V19L116 18H114ZM132 16V17H131ZM167 16V17H166ZM172 16V17H173ZM216 16L218 17H220V16H222V17H220V18H222V19H224L225 17L227 18V17H229V19H225L226 21L227 20H229L228 22H230V24L227 22L226 23V21H225V23H224V21L222 20H220L219 19V17H218V19L216 18ZM237 16H239V18H237V20H236V17ZM246 16H248V19H247V17ZM252 16V17H251ZM24 17H26V18H24ZM32 17V18H31ZM53 17V18H52ZM57 17V18H56ZM67 17V18H66ZM79 18L80 17V21L79 20H77L76 18ZM82 17V18H81ZM99 17H101V18H99ZM105 18L107 21H105L103 18ZM120 17V18H119ZM125 17H126V21H128L130 24H128V22H125V23H127V24H123V26H122V24H120L119 22H120V20L121 21H123L124 19H125ZM158 17V19H159V21H160V18ZM163 17L165 18V19H163ZM181 17V18H180ZM192 17V18H191ZM215 17V18H214ZM230 17H233V18H230ZM245 17H246V20H245ZM258 17H260L261 18V20H259V18ZM20 20H18V19ZM28 18H31V19H28ZM45 18V19H44ZM52 20H51V19ZM69 18V19H68ZM112 18H113V20H112ZM119 18V19H118ZM127 18H130V19H127ZM179 18H180V20H179ZM188 18V19H187ZM191 18V19H190ZM258 18V19H257ZM11 19V20H10ZM15 19V20H14ZM27 19V20H26ZM58 19V20H57ZM71 19H73V20H71ZM90 19V20H89ZM94 19H95V21H94ZM103 19V20H102ZM116 19V20H115ZM123 19V20H122ZM155 19V18H154ZM172 19H174V20H172ZM217 21H219V22H217L218 23V25H220V27L217 25V23H215L216 22V20ZM231 19V20H230ZM5 20V21H4ZM7 20H9V21H7ZM14 20V21H13ZM43 20H44V22H43ZM51 20V21H50ZM61 20V21H60ZM65 20V21H64ZM82 20V21H81ZM85 20H87V21H85ZM91 20H92V22L94 23H92L91 22ZM99 21V23H98V21ZM155 20H157V18L155 19ZM164 20H165V22H164ZM176 20V21H175ZM194 20V21H193ZM203 20H205V21H203ZM215 22H214V21ZM243 23H241L240 21ZM254 20V21H253ZM263 20V21H262ZM31 23L30 25H28L27 23ZM32 21H34V22H32ZM53 21H55V22H53ZM69 21H72V23L71 22H69ZM79 23H78V22ZM85 21V22H84ZM91 23H90V22ZM158 21V20H157ZM174 21V22H173ZM181 21H183V22H181ZM190 21V22H189ZM239 21V22H238ZM248 21V22H247ZM19 22V23H18ZM24 22V23H23ZM38 22V23H39ZM51 22V23H50ZM59 22V23H58ZM62 22H64L63 24H62ZM65 22H66V24H65ZM67 22H69V23H67ZM103 22V23H102ZM106 22V23H105ZM245 22V23H244ZM259 22H261L260 24H259ZM17 23V24H16ZM23 24V25H21V24ZM27 25H26V24ZM45 23V24H44ZM58 23V24H57ZM74 23H76L77 25L76 26H74L73 24ZM82 23H84V24H82ZM117 26V23H118V25L120 26V27H116L114 24ZM251 25H253V26H251ZM3 24V25H2ZM20 24V25H19ZM42 24V25H41ZM47 24V25H46ZM52 26H51V25ZM91 24V25H90ZM112 26H111V25ZM195 24H197V25H195ZM228 24H229V26H228ZM239 24V25H238ZM240 24L242 25V26H240ZM38 25H39V27L42 29L43 27V29L45 30H41L39 27H38ZM50 25V26H49ZM65 25H71V26H65ZM84 25V26H83ZM85 25H86V27H85ZM109 27H111V28H109ZM124 25H126V26H124ZM127 25H128V27L131 29H133V32H132V30L130 31V36H129V34H128V36H127V33H129V31L126 33V31L125 30H129V28L128 29H126L127 28ZM164 25H165V27H164ZM176 25H178V26H176ZM192 27H191V26ZM250 25V26H249ZM258 25V26H257ZM261 25V26H260ZM9 26H10V28H9ZM12 26V27H11ZM23 26V27H22ZM25 26V27H24ZM64 26V27H63ZM78 26V27H77ZM88 26V27H87ZM106 26H107V28L108 29H106ZM167 26V27H166ZM182 28H181V27ZM190 26V27H189ZM224 26H225V28H224ZM232 26V27H231ZM245 26V28H242L241 29V27H244ZM247 26V27H246ZM15 27V28H14ZM17 27H18V29H17ZM21 27L24 29V30H21ZM55 28V29H50V28ZM59 29H58V28ZM76 29H75V28ZM80 27V29H78ZM97 29H96V28ZM122 27H126L125 29H124V31L122 30ZM169 27V28H168ZM196 27V28H195ZM228 27H229V31H228ZM20 28V29H19ZM26 28H28V29H26ZM46 28H47V30H46ZM48 28H49V30H48ZM65 28V29H64ZM74 28V29H73ZM91 29V30H89V29ZM104 28H105V30H104ZM192 28V29H191ZM198 28H200V29H198ZM212 28V29H211ZM233 28H235V29H233ZM236 28H239V32H238V30L236 29ZM262 28V29H261ZM16 29V30H15ZM39 29V30H38ZM78 29V30H77ZM85 29V30H84ZM86 29L88 30V31H86ZM102 29L104 30V31H102ZM114 29H116V30H114ZM117 29H120V30H117ZM216 29V30H215ZM231 29H233V30H231ZM21 30V31H20ZM59 32H58V31ZM62 30H64L63 32H62ZM68 30V31H67ZM69 30H70V32H69ZM74 30H76V31H80V32H77V34H80L81 36H79V35H77V34H75L76 33V31H74ZM108 32H107V31ZM110 30H113V32L112 31H110ZM137 30V29H136ZM169 30H171V33L172 32H175L174 34H176L175 36H174V34L172 33V36L170 35V31ZM195 30H197V31H195ZM200 31V33L198 34L197 32H199ZM233 31L234 33L233 34H237V33H239L240 34V37L239 36H235V35H230V32L231 31ZM237 31V32H235V31ZM250 30L251 31H253L254 32V30H256V32H254L255 34H258V35H255L254 33H252V32H250ZM262 30H263V32H262ZM37 33H36V32ZM39 31V32H38ZM42 31H44L43 32V34H42ZM52 31V32H51ZM58 33H57V32ZM74 31V32H73ZM84 31H85V33H84ZM90 31H91V33H90ZM121 33H120V32ZM166 31H168L169 33H167L168 35L166 36V34H165V32ZM181 31V32H180ZM182 31H184V33H182ZM188 31V32H187ZM224 31V32H223ZM225 31L228 33V35H226V34H224L225 33ZM244 31V32H243ZM13 32V33H12ZM25 32H26V35H25ZM34 32V33H33ZM41 32V34H39V36L41 35V37H39L38 36V33H40ZM61 32V33H60ZM66 32H67V34H66ZM83 34H82V33ZM94 32V36L92 35V33ZM101 34H100V33ZM103 32V33H102ZM106 34H105V33ZM117 32V33H116ZM219 32H220V34H219ZM12 33V34H11ZM35 33H36V35H35ZM45 33H47V34H45ZM54 35H53V34ZM58 34V35H56V34ZM62 33H64V34H62ZM72 33V34H71ZM115 33V35H113ZM120 34V37H118L119 36V34ZM123 33V34H122ZM188 33H190V34H188ZM194 33V34H193ZM251 33H252V35H251ZM22 36H21V35ZM24 34V35H23ZM27 34H29L30 36H28ZM74 34V36H72ZM88 34V35H87ZM112 34V35H111ZM126 34V35H125ZM131 34H132V36H131ZM178 34V35H177ZM184 34V35H183ZM232 34V33H231ZM238 34V35H239ZM243 36H242V35ZM254 34V35H253ZM5 35H7V36H5ZM10 35V36H9ZM14 35H16L17 37L15 38V36ZM20 35V36H19ZM35 35V36H34ZM50 37H49V36ZM72 36V37H69V36ZM77 35V36H76ZM99 35V36H98ZM101 35H103V37L101 36ZM104 35H105V38H104ZM108 35V36H107ZM116 35H118L117 37H115L114 38V36H116ZM122 35V36H121ZM202 35V36H201ZM248 35V36H247ZM4 36V37H3ZM12 36V37H11ZM33 38H32V37ZM79 36V37H78ZM88 36H91V37H87ZM93 36V37H92ZM98 36V37H97ZM113 36V37H112ZM168 37V38H166V37ZM174 36V37H173ZM196 36H198V37H196ZM228 36V37H227ZM230 36V37H229ZM232 36H234V37H232ZM245 36V37H244ZM251 36V37H250ZM254 36V37H253ZM11 37V38H10ZM20 37V38H19ZM25 37V38H24ZM35 37H36V40H35ZM43 37V38H42ZM47 37V38H46ZM58 37V38H57ZM66 37V38H65ZM73 37H75V38H73ZM78 37V38H77ZM94 37H95V39H94ZM97 37V38H96ZM136 37V38H135ZM164 37H165V39H164ZM219 37V38H218ZM220 37H221V40H222V42L224 43V44H222L223 46L225 45V46H227L229 49H230V46H233V47H231V48H233V51L235 52V55H233L232 54V56L230 55V53L231 52H224L223 54L225 55H223L222 53H220V51H218L217 49H219L218 48V46H219V44H221L222 42H221V40H220ZM223 37V38H222ZM225 37H227L226 39H225ZM235 37H238L237 39H239L240 41H239V43H238V41H235ZM249 37L251 38V39H249ZM254 39H253V38ZM3 38V39H2ZM5 38H7V39H9V40H7V39H5ZM18 38V39H17ZM53 39V41L51 40L50 41V39ZM55 38V39H54ZM67 38H69V40L67 39ZM80 38V39H79ZM92 38V39H91ZM98 38H99V40H98ZM111 38V39H110ZM130 38H132V39H136L135 41L133 40L132 41V39H130ZM231 38V39H230ZM232 38H234V39H232ZM5 39V40H4ZM32 39V43L30 42V40ZM65 39V40H64ZM75 39V40H74ZM77 39H78V41H77ZM86 39V40H85ZM89 39V40H88ZM94 39V40H93ZM101 39H103V41L105 40L106 41V43H103L105 46H106V48H105V46L103 47L105 50H103V48H101L102 50H101V52H98L97 51V54H101L102 52H103V56H104V53H105V59H106V61H109V62H111L113 59V61H114V63L115 64H119V63H122L121 62V60L124 58L125 60H126V63L129 65V63L131 62V64H133L135 61L136 62H138L137 64L139 65L138 66V71L136 70H133L132 69V67L133 66H131V64H130V67H131V69H129L130 71V75H129V77L130 76H132V79H130L129 77H128V75H126V76H124V78L123 77H121V76H123V75H121V74H119L118 72H117V70H116V68H112V67H110V69L108 68V72H105L104 71V73H103V68L105 67L104 65H106V64H103L102 62H101V59H102V54H101V59H100V57H98V58H94L93 56H91L92 58H90V57H88V58H85V59H82V57H83V52L81 51V50H83L84 49V47H86V49L88 50L89 48H90V45H91V43H92V45L91 46H93L94 45V43H97L96 42V40L99 42V41H101ZM118 41H117V40ZM127 39H129V40H127ZM206 39V40H205ZM230 39V40H229ZM262 39V40H261ZM26 40H28L27 42H26ZM42 40V41H41ZM50 42H48V41ZM60 40V41H59ZM66 40H68L69 42H67ZM74 40V41H73ZM83 40V41H82ZM90 40H93V41H91L90 42ZM168 40V41H169ZM184 40V41H183ZM214 40V41H213ZM220 41V43H219V41ZM234 41V42H236V45H235V43L234 42H232V43H234V44H232V43H229L230 41ZM253 40H255V41H253ZM2 41H4V42H2ZM13 41H17V42H12ZM66 41V42H65ZM85 41V42H84ZM88 43H90V44H88ZM104 41V42H105ZM113 42L112 43V45L110 44V42ZM120 41V42H119ZM162 41V42H163ZM168 41L166 42V40L164 41V42H166L167 44H168ZM185 41H186V43H185ZM205 41V42H204ZM209 43H208V42ZM258 41V42H257ZM27 44H26V43ZM31 44H30V43ZM45 42V43H44ZM48 42V43H47ZM55 42V43H54ZM57 42V43H56ZM60 42V43H59ZM74 42V43H73ZM94 42V43H93ZM133 43V45H132V43ZM170 42H171V40H170ZM172 42H173V39H172ZM189 42V43H188ZM251 43L252 45H250L249 43ZM5 43V44H4ZM17 44V45H15V44ZM42 43V45H40ZM63 43V44H62ZM69 43H71V44H69ZM79 43V44H78ZM82 43V44H81ZM87 43V44H86ZM108 43L110 44V46L108 45ZM130 43V44H129ZM185 43V44H184ZM188 43V44H187ZM219 43V44H218ZM242 43V44H241ZM7 44V45H6ZM9 44H13V45H9ZM37 44V45H36ZM54 44V45H53ZM61 44V45H60ZM216 44L218 45V46H216ZM239 44H241V47H240V45ZM255 44H257V45H254ZM258 44H260V45H258ZM52 45V46H51ZM59 45V46H58ZM70 45V46H69ZM78 47H77V46ZM81 45H83V46H81ZM85 45V46H84ZM89 45V46H88ZM96 45V44H95ZM94 45V46H95ZM122 45V46H121ZM129 45H131L132 47H129ZM138 45H139V47H138ZM142 47H141V46ZM172 45H173V43H172ZM171 45V46H172ZM188 45H190V47L188 46ZM22 46V47H21ZM26 46H28L27 48H26ZM36 46V47H35ZM42 46V47H41ZM68 46V47H67ZM75 46V47H74ZM81 46V47H80ZM103 46V45H102ZM188 46V47H187ZM236 46H238L239 47V49H238V47H236ZM5 47H6V49H5ZM12 47V48H11ZM35 47V48H34ZM38 47H41V48H38ZM44 47V48H43ZM52 47V48H51ZM56 47V48H55ZM63 49H62V48ZM71 47V48H70ZM73 47V48H72ZM109 47V48H108ZM112 47H114V48H112ZM119 49H118V48ZM175 47H176V45H175ZM216 47H217V49H216ZM220 47V49H221V47L222 46H219ZM243 47H245V48H243ZM10 48V49H9ZM23 48H25V49H23ZM43 48V49H42ZM53 48H55L56 50V52L55 51H53L54 49ZM82 48V49H81ZM125 48V49H124ZM136 50H135V49ZM137 48H141L142 49V51H143V53H142V51L140 50V49H138V50H140V51H138L137 50ZM148 48V47H147ZM146 48V49H147ZM190 48V49H189ZM222 48H226V47H222ZM255 48V49H254ZM15 49V50H14ZM28 49V50H27ZM41 51H40V50ZM52 49V50H51ZM75 49H76V51H75ZM78 49V50H77ZM115 49V50H114ZM169 49H170V47H169ZM186 49H188V51H186ZM219 49V50H220ZM244 49H246L245 50V52H244ZM23 50V51H22ZM39 50V51H38ZM47 50H50V51H48L47 52ZM65 50H67V51H65ZM87 50H83L84 52H86ZM113 50V51H112ZM118 50V51H117ZM125 50H127V51H125ZM232 50V49H231ZM255 50V51H254ZM5 51V52H4ZM11 51V53H9ZM14 51V52H13ZM23 53H22V52ZM36 51H38L39 53H36ZM46 51V52H45ZM70 51V52H69ZM72 51V52H71ZM79 51V52H78ZM117 51V53L119 52V54L120 55H118L117 53H115ZM126 52V53H124V52ZM135 51H137V53H135ZM184 51H185V53H184ZM191 51V52H190ZM217 51V52H216ZM232 51V52H233ZM13 52V53H12ZM20 52V53H19ZM25 52V53H24ZM44 52V53H43ZM55 52V53H54ZM58 52V53H57ZM69 53V55H68V53ZM81 52V53H80ZM106 52H107V54H106ZM124 53V54H122V53ZM141 54H140V53ZM219 52V53H218ZM233 52V53H234ZM244 52V53H243ZM251 52V53H250ZM252 52H255L256 53V55H253L254 53H252ZM2 53V54H1ZM22 53V54H21ZM27 53V54H26ZM33 53H35V54H33ZM42 54V55H39V54ZM52 53H53V55L55 54V56H53L52 55ZM63 53V54H62ZM81 54V55H78V54ZM129 53V55H127ZM147 53V54H148ZM179 53V54H178ZM227 53H229L227 56H229V57H226V54ZM247 55H246V54ZM6 56H5V55ZM10 54V55H9ZM13 54V55H12ZM25 54H26V56H25ZM29 54V55H28ZM38 54V55H37ZM58 55V57H57V55ZM61 54H62V56H61ZM77 54V55H76ZM117 54V55H116ZM132 54V55H131ZM137 54H140V55H137ZM173 54H174V56H173ZM177 54V55H176ZM181 54V55H180ZM239 54L241 55V56H239ZM245 54V55H244ZM252 54V55H251ZM32 55V56H31ZM44 55V56H43ZM47 55H48V57H47ZM50 55H51V57H50ZM66 55H68V56H66ZM76 55V56H75ZM114 55V56H113ZM130 55L131 56H136L137 55V59H135V57H130ZM236 55H238L239 57H240V59L242 58L243 60H240L239 59V57H238V59L239 60H237V61H240L239 62V64L237 65V62H235L236 60H234V58H237L236 57ZM9 56V57H8ZM22 56V57H21ZM29 56H31V57H29ZM70 56V57H69ZM113 56V57H112ZM116 56H118V57H116ZM122 56H124V57H122ZM171 56V55H170ZM235 56V57H234ZM5 57V58H4ZM21 57V58H20ZM24 57V58H23ZM32 57H34V59L36 60V62L38 63H33L35 60L32 58ZM43 59L44 57V60H42L41 58ZM48 58V60H47V58ZM54 57V58H53ZM77 57V59H75ZM106 57H108V58H106ZM112 57V58H111ZM126 57V58H125ZM218 57V58H217ZM233 57V58H232ZM259 57H261V58H259ZM264 56H263V54H261V53H259V56H258V58H256V57H254L253 58V62L251 63V61L249 62V61H247V64L246 65H248L247 67H246V69L247 68H250V67H254V65L256 66V64H257V66L256 67H258V65H259V67H260V65H262L261 66V68L263 69L264 68V58H263ZM12 58V59H11ZM25 60V58L27 59V61L25 60V62H24V60ZM38 58V59H37ZM40 58V59H39ZM58 58H61V59H58ZM90 58V59H89ZM112 60H111V59ZM128 58H129V60H128ZM133 58V59H132ZM232 58V60H231V62H233L232 64L230 63H228V65L226 64L227 62L226 61H228V62H230L229 60ZM31 59V60H30ZM56 59H57V62H55L56 61ZM71 59V60H70ZM100 59V60H99ZM116 59H117V61H116ZM145 59V60H144ZM176 59V58H175ZM259 59L261 60L260 62L261 63H258L257 61H259ZM28 60H30L29 62H28ZM38 60H40V62L38 61ZM47 62H46V61ZM61 60H65L64 62H62ZM81 60V61H80ZM91 60V61H90ZM93 60V61H92ZM101 63V65H100V63H98V61ZM125 60H122L123 61V66L125 65L124 63V61ZM129 62H128V61ZM141 60V61H140ZM144 60V61H143ZM234 60V61H233ZM20 61H22L21 63H20ZM46 63H45V62ZM49 61V62H48ZM70 61H72L71 63H68V62ZM73 61H75L74 63H73ZM96 63H95V62ZM117 63H116V62ZM140 61V62H139ZM8 62V63H7ZM28 62V63H27ZM59 62H61V64L59 63ZM81 62V63H80ZM83 62H85V63H83ZM93 62V63H92ZM119 62V63H118ZM135 62V63H136ZM142 62H143V64H144V62H145V64H144V66H143V64H142ZM196 62H197V60H196ZM195 62V63H196ZM199 62V61H198ZM236 63V66L237 67H235V65H233V64H235ZM248 62H249V64H248ZM257 62V63H256ZM10 63V64H9ZM19 63V64H18ZM33 63V64H32ZM51 63V64H50ZM66 63V64H65ZM89 63V64H88ZM111 63H113V62H111ZM256 63V64H255ZM13 66H12V65ZM23 64H24V66H23ZM36 64V65H35ZM44 64V65H43ZM48 64H49V66L50 67H48ZM55 64H58L57 66L55 65ZM73 64V65H72ZM82 64V65H81ZM84 64H86V66L84 65ZM99 64V65H98ZM102 64H103V66H102ZM126 64V65H127ZM244 64V65H245ZM8 66L9 67V69H10V66H11V69L9 70V72L7 73V70H8V67H7V70H6V66ZM33 65V66H32ZM45 65H46V69H45ZM59 65H61L60 67L62 68H60V67H58ZM69 67H68V66ZM71 65V66H70ZM85 66L86 68H87V70H88V72H89V75H93L92 77H86V76H83V78H82V76H78V75H76L77 73L76 72H78V69H77V67H79V66ZM89 65V66H88ZM91 65V66H90ZM126 65L124 66L125 68H126ZM128 65H127V67H128ZM143 67H142V66ZM231 65H233V67L231 66ZM242 65H243V63H242ZM250 65H252V66H250ZM15 66V67H14ZM16 66H21V67H23V68H21V67H16ZM55 66V67H54ZM64 66V67H63ZM83 66V67H84ZM88 66V67H87ZM94 66H96V67H94ZM100 66H101V68H100ZM199 66V67H198ZM14 67V68H13ZM30 67H32L31 69H30ZM39 67V68H38ZM41 67V68H40ZM67 67H68V69H67ZM101 69V70H99V68ZM232 67V68H231ZM256 67H254V68H256ZM27 68H28V71H27ZM36 68V69H35ZM43 68V69H42ZM48 68V69H47ZM49 68H50V70H49ZM58 68H59V70L60 71H58ZM66 68V69H65ZM71 68V69H70ZM74 68V69H73ZM91 69V70H89V69ZM139 68H140V70L141 71H139ZM143 68H145V70L143 69ZM225 68H226V70H225ZM234 68L236 69V68H238L237 70H234ZM5 69V70H4ZM15 69V70H14ZM18 69H21V70H23V72L20 70H18ZM24 69H26V70H24ZM40 71H39V70ZM55 69V71H53ZM64 69V70H63ZM92 69H94V70H92ZM104 69H107L106 67L104 68ZM259 69V68H258ZM257 69V70H258ZM36 70V71H35ZM48 70V71H47ZM62 70V71H61ZM68 70V72L70 73V75H69V73L67 72V73H65L66 71ZM73 70V71H72ZM76 70V71H75ZM99 70V71H98ZM142 70H144V71H146V70H148L147 72H144L143 71V73H142ZM239 70H238V72H239ZM250 72L251 71H253L254 69L252 68V70L251 69H248ZM248 70H245V71H247L248 72ZM264 70V69H263ZM263 70H261V73H264V71ZM6 73H5V72ZM14 72V73H11V72ZM16 71H18V72H16ZM26 71V72H25ZM50 71V72H49ZM135 71V72H134ZM263 71V72H262ZM28 72V73H27ZM40 72H42V73H40ZM60 72V73H59ZM96 72H97V74H96ZM102 72V73H101ZM118 75V76H116V74ZM237 72V73H238ZM239 72V73H240ZM246 72V73H247ZM249 72V73H250ZM3 73V74H2ZM39 73V74H38ZM43 73H45V74H43ZM63 73V74H62ZM76 73V74H75ZM95 73V74H94ZM147 73V74H146ZM248 73V74H249ZM257 73H259V75L257 76ZM256 73V70H254V72H253V76H251V75H247V76H245V77H247V79L250 77L252 80H253V83H254V78H258V80L257 81H255V83H260L261 82V84H262V82H264L263 81V74H261L260 73V70L258 71ZM24 74H25V76H24ZM29 74V75H28ZM56 74H57V76H56ZM64 74H66V75H64ZM101 74L103 75L102 77L104 78V79H102V78H100L101 77ZM111 74H112V76H113V78H112V76H111ZM236 74V75H235ZM49 75V76H48ZM115 75V76H114ZM143 75V76H142ZM204 75H200V76H204ZM241 75H243V74H241ZM22 76V77H21ZM42 76H43V78H42ZM56 76V77H55ZM72 76V77H71ZM75 76H77V77H75ZM105 76V77H104ZM106 76H107V80H106ZM109 76V77H108ZM134 76V77H133ZM142 76V77H141ZM146 76H148L147 78H146ZM237 76V77H238ZM14 77V78H13ZM30 79H29V78ZM33 77V78H32ZM70 77V78H69ZM86 77V79H84ZM99 77V78H98ZM119 77H121V78H119ZM138 77V78H137ZM143 77H145V78H143ZM234 77H233V79H234ZM237 77L235 78L236 80H237ZM242 79L244 78L245 79V77H243V76H240ZM240 77H238V78H240ZM10 78H12V79H14L15 80V82H13V80L12 79H10ZM15 78H17V79H15ZM41 78V79H40ZM55 78H57V80H58V78H59V80L61 79V81H57ZM79 78H81V79H79ZM88 78H90V80H91V78H93V80H92V83L91 84H94V85H91V87H92V89H94L93 91H88V90H90V89H88V87H90V84L88 85V83H85L86 81H88L89 79ZM98 78V79H97ZM110 78V79H109ZM127 78V79H126ZM250 78L248 79V80H250ZM7 79V82L5 81V80ZM26 79V80H25ZM29 79V80H28ZM33 79V80H32ZM44 80V82H43V80ZM45 79H47V80H45ZM50 79V80H49ZM52 79V80H51ZM114 79V80H113ZM123 79H125V80H123ZM141 79H144V80H141ZM233 79H230V80H232V81H235L236 82V80H233ZM243 79V80H244ZM262 81H261V80ZM8 80H9V84H8ZM19 80V81H18ZM21 80V81H20ZM23 80H25L24 82H23ZM41 80V81H40ZM63 80V81H62ZM74 80H76V82L74 83ZM81 82V81H84V82H82L83 84H81L79 81ZM98 80L100 81V82H98ZM123 80V81H122ZM128 80H130V82L128 81ZM131 80L133 81V82H131ZM260 80V81H259ZM3 81H5V82H3ZM16 81H18V82H16ZM39 81H40V83H39ZM47 81L49 82V83H47ZM55 81V82H54ZM64 81H65V83H64ZM78 81V82H77ZM106 81V82H105ZM110 81V82H109ZM118 81V82H117ZM121 81L124 83V85H123V83H121ZM136 81H135V83H136ZM145 81H150L149 83L148 82H145ZM237 81H241V79H238ZM251 81V80H250ZM20 82H22V83H20ZM33 84H32V83ZM42 82V83H41ZM67 82V83H66ZM89 82V81H88ZM101 82L103 83L102 85L104 86H101ZM109 82V83H108ZM112 82H115V86H114V83H112ZM128 82V83H127ZM15 83V84H14ZM18 83H19V85H18ZM27 83H29V86L31 85V86H34V88H32L31 86L29 87V86H26V85H28ZM46 83V84H45ZM51 83V84H50ZM56 83V84H55ZM58 83H59V85H58ZM73 83V84H72ZM99 85H98V84ZM130 83V85H131V83H132V85H134V87L133 86H129V85H127V84H129ZM145 83V84H144ZM146 83H148V85H146ZM15 85L14 87L16 88V86H18L16 89L13 87V85ZM17 84V85H16ZM22 84V85H21ZM39 84L41 85V86H39ZM48 84H49V86L50 85H53L52 87L50 86H48ZM81 84V85H80ZM85 84H86V86H85ZM107 84H108V86H107ZM111 84V85H110ZM117 84V85H116ZM122 84V85H121ZM152 86H150V85ZM222 84H223V82H222ZM36 85H37V87H39V88H37L36 87ZM45 87H44V86ZM55 85V86H54ZM84 86V88L82 89V87H78V86ZM126 85V86H125ZM140 85L142 86V88L140 89ZM12 86V87H11ZM58 88H57V87ZM59 86H60V88H59ZM68 86V87H67ZM116 86H117V88H116ZM121 86V87H120ZM127 86H129V87H127ZM146 86H149V87H146ZM166 86H168L167 84L165 85H162V87L161 86H156V88H160V89H163V90H167V89H165L164 87H166ZM21 87V88H20ZM26 87V88H25ZM47 87V88H46ZM56 87V88H55ZM64 87H65V89H64ZM87 89H86V88ZM98 87V88H97ZM99 87H102V88H99ZM108 87V88H107ZM110 87H112V88H114L113 89V91H115V93L114 92H112V89L110 88ZM120 87V88H119ZM131 87L133 88V89H131ZM9 88H10V90H9ZM14 88V89H13ZM20 88V89H19ZM41 88H43V89H41ZM55 88V89H54ZM62 88H63V90H62ZM168 88V87H167ZM8 89V90H7ZM23 89V90H22ZM50 89H53L52 91L50 90ZM57 89L59 90L58 91V95H57ZM66 89L68 90V91H71V92H68V91H66ZM81 89L83 90V92L85 91L84 89H86L87 90V92L85 91V95L86 96H84V98H82V95L80 94V92H81ZM116 89V90H115ZM126 89V91L128 92V90ZM145 89V90H144ZM15 90H17L16 92H15ZM27 90H31L30 92L31 93H34V95L32 94V95H30V92H27ZM49 90H50V92H49ZM102 90V91H101ZM12 91V92H11ZM21 91L23 92L24 91V94H22L21 93ZM41 91V92H40ZM44 93H43V92ZM111 91V92H110ZM146 91V92H147ZM157 91V92H156ZM63 92V93H62ZM99 92H101V93H99ZM19 93V95H16L17 96V98L18 97H20L21 99H22V97H24V95H25V93H26V96L28 97H24V99H22V100H18L17 102H16V104H15V106L13 107V108H11L10 106H9V102L12 100V99H14V98H16V96H15V94H18ZM23 95H21V94ZM29 93V94H28ZM52 95H51V94ZM57 95H55V94ZM65 94V93H68V94H65V95H62V94ZM223 93H225V92H223ZM223 93L221 94V97H223L222 95H223ZM39 94H40V96H39ZM49 94H50V96H49ZM54 94V95H53ZM59 94H61L62 95V97L64 98V99H62V97H60L61 95H59ZM70 94V95H69ZM78 94V97L76 96ZM93 94H94V97H93ZM168 93H165L164 95H161V97H160V106L161 105H163V104H161V103H164V105L165 104H169L170 106H169V108H166V107H168L167 105H166V107L165 106H162L163 108L165 107L166 109V111L168 110V115H169V118L171 117V118H173L172 116H174V120L175 119H179V118H182V117H184V116H186V117H184V118H186V119H188V114H190L189 112H188V108H189V106L191 105V103H192V105L190 106L191 107V109L189 108V111H192V110H196L198 107H199V105H198V103L197 102H195V101H192V98L190 99L189 97H186L184 100H187V101H184L183 100V98H182V100L180 99V97H179V103H180V105H179V103L176 101V99H174L173 98V95L169 98V95L170 94H168ZM9 95V96H8ZM21 95V96H20ZM29 95H30V97H29ZM73 95V96H72ZM96 95V96H95ZM100 97H99V96ZM225 95V94H224ZM226 95H227V93H226ZM229 95H230V93H229ZM32 96V97H31ZM46 96H48L47 98H46ZM59 96V97H58ZM68 96H70L71 98H69ZM166 98H168V103H167V101H165V97ZM228 96V95H227ZM43 97H45V98H43ZM49 97H51V98H49ZM56 97H58L60 100H58ZM73 97H75V99L76 98H79V99H82V100H80V102H77V100H75ZM97 97V98H96ZM162 97H164V101H163V99H162ZM226 97V96H225ZM225 97H223L222 98V100L223 101H221V100H217V99H215L214 101H213V103H218V105H219V103H221L220 105H225V106H223L224 108L227 106L228 107V103H223V102H225V99H226V101H227V98H225ZM229 97H231V102H232V100L234 99V101L235 100H237L238 98L235 96H232V94L229 96ZM8 98V99H7ZM9 98H12V99H10L9 100ZM93 98V99H92ZM96 98V99H95ZM119 98H120V96H119ZM122 98V101H123V99L124 100H126V102L124 101V103H129V101H127V99H125V98H123V97H121ZM171 98H173V100L171 99ZM225 98V99H224ZM263 99H264V95H263V97H262ZM7 99V101H5ZM27 99V100H26ZM33 99V100H32ZM41 99V100H40ZM43 99H46V100H43ZM48 99H50V100H52V101H50V100H48ZM68 99L70 100L69 102H70V106L71 107H69V108H71V109H69L68 108V106L66 105L68 102ZM71 99H72V101L73 100H75V101H71ZM79 99H78V101H79ZM100 99V100H99ZM162 99V100H161ZM190 99V100H189ZM230 98H228V100H229ZM26 100V101H25ZM35 100V101H34ZM56 100H58L59 101V103H61V104H58V101H56ZM64 100H66V101H64ZM167 100V99H166ZM9 101V102H8ZM24 101V102H23ZM29 101V102H28ZM32 101V102H31ZM42 101H44L47 105H49L48 107H47V105L44 103H42ZM163 101V102H162ZM170 101V102H169ZM172 101V102H171ZM188 101H190V102H188ZM192 101V102H191ZM238 101H240L241 102V100H238ZM25 102H27L28 103V105H26L25 104ZM37 102V103H36ZM50 102H52V103H49ZM57 102V104H53V103H56ZM76 102V103H75ZM93 104H91V103ZM185 102H187V103H185ZM8 103V104H7ZM29 103H31V104H29ZM39 103H41V104H39ZM80 103V104H79ZM95 103H97V104H95ZM127 103V104H128ZM145 103V102H144ZM174 105H173V104ZM183 103V104H182ZM195 103L197 104V107H196V105H195ZM235 103H238V105H239V102H237V101H235L234 102V104ZM8 106H7V105ZM32 104H33V106H34V104H35V106L34 107H32ZM39 105L38 107L40 108H38L37 107V105ZM65 104V106H63ZM69 104V103H68ZM74 104H76L75 105V107H76V109H75V107H74ZM77 104H78V106H77ZM94 104H95V106H94ZM176 104V105H175ZM185 104V105H184ZM195 106H194V105ZM6 105V106H5ZM19 105V107L18 108H16L17 106ZM25 107H24V106ZM41 105H43V106H41ZM52 107H51V106ZM61 105V106H60ZM73 105V106H72ZM81 105V106H80ZM97 105V106H96ZM130 105V104H129ZM177 105H178V107H177ZM181 105H183V107L181 106ZM212 105V104H211ZM217 105V106H218ZM235 105H237V104H235ZM21 106V107H20ZM27 106H29L30 108L28 109V107ZM55 106V107H54ZM58 106V107H57ZM67 106V107H66ZM92 106H94V108L92 107ZM111 106H112V108H114L113 107V102L111 103V105H110V110L112 111L113 109H111ZM173 106V107H172ZM188 106V107H187ZM9 107H10V109H9ZM65 107V108H64ZM78 107V108H77ZM129 107H132V105H130ZM162 107H160V108H162ZM173 108V111H172V109H170V108ZM174 107H176V108H174ZM185 107V108H184ZM195 107V108H194ZM202 107V106H201ZM223 107L222 106H218V107H216V109H218V111L219 112H221V110H224L223 109ZM226 107V108H227ZM239 107V106H238ZM21 108H25L23 111H24V114L23 115H25L24 116V118H23V120H22V118H20L21 116H23V115H21L19 118V120H20V122H19V120H18V117H16V116H18L20 113H19V111L21 110ZM34 108V109H33ZM36 108H38V109H36ZM45 108V109H44ZM52 109V110H54V111H52L51 110V112H53V113H50L49 111V109ZM57 109V111L55 110V109ZM67 108V109H66ZM80 108H82V109H80ZM93 108V109H92ZM106 108V107H105ZM159 108V107H158ZM178 108H180V110H182V114H180L181 116L180 117H178V114L180 113V111L178 112V114L176 115L175 113H177V112H175V110L176 109H178ZM182 108V109H181ZM203 108V107H202ZM204 108H207V106H204ZM212 108H214L213 107V105H212V107H210V109H212ZM12 109H13V111H12ZM14 109H15V111H14ZM20 109V110H19ZM32 109L33 110H35V111H32ZM63 109H65L66 110V114H68V113H70V114H68V115H66L65 114V110H64V112H61V111H63ZM79 109V110H78ZM131 109V108H130ZM201 109V108H200ZM209 109V108H208ZM208 109H206V110H208ZM10 112H9V111ZM43 110H47V111H45V112H42ZM60 110V111H59ZM74 110V111H73ZM76 110H78V111H76ZM115 110H116V108H115ZM148 109H146V111H147ZM179 110V109H178ZM178 110H176V111H178ZM239 111V109H236V111ZM248 110V111H247ZM247 110H244V112H243V114L245 113V114H247L246 112H249V114H250V112H251V110H253L254 111V109H251L250 111H249V109H247ZM3 111V112H2ZM12 111V112H11ZM28 111V112H27ZM32 113H31V112ZM41 112V113H38V112ZM67 111H69V112H67ZM71 111V112H70ZM76 111V112H75ZM81 111V112H80ZM86 111H87V114H86ZM174 112V114L172 113V112ZM241 111V110H240ZM246 111V112H245ZM251 112V113H253V114H251V115H254V112ZM9 112V113H8ZM15 113V115H14V113ZM48 112V113H47ZM55 112V113H54ZM56 112H58V113H56ZM3 113L5 114V113H8V114H5V115H3ZM11 113H13V114H11ZM18 113V114H17ZM26 113V114H25ZM44 113V114H43ZM47 113V116L49 115V114H51V115H49L48 117L45 115ZM63 113H64V116H59L60 114L61 115H63ZM78 113V114H77ZM80 113H82V114H80ZM89 113V114H88ZM112 113H114V117L112 116V120L113 121H115L116 122V127L118 126V125H121L122 126V124H123V122H124V124L126 125V126H129V124L131 123V121H129L128 119H120V117L122 116V115H120V114H118V112H112ZM151 115H153V113L152 112H149ZM157 113H159V112H157ZM156 113V114H157ZM162 112H160V114H161ZM164 113V112H163ZM162 113V114H163ZM166 113H164V114H166ZM237 113V112H236ZM240 112H238L237 114H239ZM38 114V115H37ZM42 114V115H41ZM57 115V118H60L61 119V122L62 123H64V124H66V126H68V125H70L69 127H71V129H75V131L74 130H72L73 132L72 133H69V136H71L70 137V139H69V136H68V138H66V136H64V137H55L56 138V141H54V140H52V141H50L51 140V138L53 137V127H56V126H58L59 125V123L57 124L56 122H54L55 123V126H53L54 125V123L53 122H51L50 123V121H49V119L50 120H52V118L51 117H53L54 115ZM59 114V115H58ZM155 114V113H154ZM167 114H166V116H167ZM170 114H172L171 116H170ZM183 114H184V116H183ZM237 114L235 115L236 117H238V118H243V119H240L242 122L241 123H239V124H241V125H243V124H245L246 123V119H247V123H248V125H249V122H250V124L253 122V120H254V118H255V116L253 117V119L251 118V116H249V114H247L248 115V117H250L251 119H248V117H246V115H245V119H244V115L241 117V116H237ZM8 115V116H7ZM40 115H41V117H40ZM43 115H44V117H43ZM55 115V116H56ZM71 117H73V118H71ZM80 115V116H79ZM86 115V116H85ZM89 115H91V116H89ZM120 115V116H119ZM240 115V114H239ZM241 115H242V112H241ZM255 115H256V110H255ZM4 116V117H3ZM65 116H66V118H65ZM68 116V117H67ZM119 116V117H118ZM155 117L154 118H156V115H154ZM161 116V115H160ZM166 116H164V117H166ZM177 116V117H176ZM235 116H234V118H235ZM4 119H3V118ZM32 117V118H31ZM43 117V118H42ZM47 117V118H46ZM50 117V118H49ZM65 119H64V118ZM120 119V120H117L118 118ZM123 117V116H122ZM121 117V118H122ZM161 117H163V116H161ZM176 117V118H175ZM190 117V116H189ZM15 118H17L16 120L18 121V123L17 122H15ZM41 120H40V119ZM57 118H56V120L55 121H57V122H59V120H57ZM71 118V119H70ZM76 118V119H75ZM133 118H135V117H133ZM133 118H131V119H133ZM139 118V117H138ZM144 118H146V117H144ZM166 118H168V117H166ZM231 118H233L232 116L229 118V119H231ZM14 119V120H13ZM25 119V120H24ZM27 119V120H26ZM46 119V120H45ZM48 119V120H47ZM67 119V120H66ZM73 119V120H72ZM89 119H91V120H89ZM147 119V118H146ZM22 120V121H21ZM69 123L68 125H67V122ZM125 120H127V121H125ZM139 120H142V119H139ZM180 120H182L183 121V119H179L178 121H180ZM0 121V122H1ZM33 121H35V122H33ZM49 121V122H48ZM54 121V120H53ZM130 123H129V122ZM184 121H187V120H184ZM188 121H189V123L192 121V119L191 118H189L188 119ZM188 121H187V123H188ZM252 121V122H251ZM22 122V123H21ZM32 122V123H31ZM37 122V123H36ZM71 122V123H70ZM77 122V123H76ZM86 122L87 123H89L90 122V124H86ZM118 122V123H117ZM140 122H143V121H140ZM225 122H227V121H225ZM244 122V123H243ZM13 123V124H12ZM50 123V124H49ZM61 123V124H62ZM79 123V124H78ZM82 123V124H81ZM121 123V124H120ZM127 123V124H126ZM227 123H230V121L229 122H227ZM246 123V124H247ZM18 124V125H17ZM60 124V125H61ZM72 124V125H71ZM75 124V125H74ZM123 124V125H124ZM132 124H134L133 126H135V131L132 129V130H130V136H129V134L126 136V138L128 137H130V138H132V139H130L131 141H135L136 140V142H135V147L138 149V148H140V149H142L143 147H144V145H145V147L147 148V146H151V148H162L161 146H163L164 147V145H163V142H160L159 140V138H158V134H156L157 132L153 129V130H150L151 128L149 127L148 128V126L146 127L145 125H143V123L141 124V126H142V128H140V130H139V127H141L140 125H139V123H138V120H137V122L135 121V122H132L130 125H132ZM16 125H17V127H16ZM25 125H24V127H25ZM51 125V126H50ZM91 125V126H90ZM94 125V126H93ZM44 126V127H43ZM47 126H48V129H47ZM53 126V127H52ZM72 126H73V128H72ZM81 128H80V127ZM83 126V127H82ZM84 126H85V129H84ZM87 126V127H86ZM68 127V128H69ZM248 127H251V126H248ZM39 128V129H38ZM43 128H45V129H43ZM67 128V127H66ZM67 128V129H68ZM89 128H91V129H89ZM93 128H95V129H93ZM147 128V129H146ZM6 130L5 132H3V130ZM41 129V130H40ZM47 129V130H46ZM70 128L68 129V130H71ZM79 129H81L82 131H80ZM84 129V130H83ZM87 129L89 130V132L87 131ZM93 129V130H92ZM115 129V128H114ZM142 129V130H141ZM8 130V131H7ZM9 130H12V131H9ZM14 130H16V131H18L19 132V136H16L15 135V137H17V138H20V140L18 141L17 139H15L16 141H17V143H15V140H14V138H13V136H14V134L16 133V131L14 132ZM44 130V131H43ZM23 131V130H22ZM80 131V133H78ZM137 131H139V132H137ZM143 131V132H142ZM144 131H146L147 133H146V135H150L149 137L148 136H146V135H144L143 136V134H145V132ZM152 131L153 133H150V132ZM12 132H14V133H12ZM17 132V133H18ZM24 132V131H23ZM82 132V133H81ZM98 132H99V135H98ZM140 132H141V134H140ZM1 133H3V134H1ZM11 133V134H10ZM16 133V134H17ZM32 133V134H33ZM73 133H75L74 135H73ZM135 133V134H134ZM155 133V134H154ZM7 134V135H6ZM8 134H9V136H8ZM33 134V135H34ZM72 134V135H71ZM79 134V135H78ZM85 134V135H84ZM91 134V135H90ZM109 134V133H108ZM134 134V135H133ZM137 134V135H136ZM151 134H153L152 136H151ZM11 135V136H10ZM66 135H68V134H66ZM76 135V136H75ZM81 135V136H80ZM83 135V136H82ZM86 135H87V137H86ZM131 135H133V136H143L142 138H144V139H148V140H150V141H148V140H144V139H140V141H139V138H135V137H131ZM72 136H73V138H72ZM74 136H75V139L76 138H79V140L78 141H75V139H74ZM88 136H89V138H91L90 139V141L88 140L89 138H88ZM94 136H92L93 138H94ZM115 136V135H114ZM147 138H146V137ZM9 137H10V140H6L5 141V139H9ZM27 137V139L28 140H24L25 138ZM38 139H37V138ZM42 137V138H41ZM84 137L86 138V139H84ZM112 139H113V134H112ZM152 137V138H151ZM154 137H156V138H154ZM55 138H52V139H55ZM59 138V139H58ZM62 138H64L63 140H65V141H62ZM88 138V139H87ZM125 139L124 140V138H123V140L122 139H120V138H118V137H116L115 136V138H114V141H115V139L117 140V142L119 141L120 143H122L123 141H124V144H126L125 142H128V141H126V140H129V139ZM133 138H135V140H133ZM154 138V139H153ZM12 139L14 140V141H12ZM68 139V140H67ZM71 139H73V140H71ZM82 139H84V140H87V142L85 143V141L84 140H82ZM111 139V140H112ZM152 139V140H151ZM33 140H34V138H33ZM82 140V141H81ZM122 140V141H121ZM153 140H155V142H153ZM44 141V142H43ZM57 141H59V143H60V141H62V142H64V144H65V146H63L64 144H61L60 143V145L58 146V142ZM71 143H70V142ZM79 141H81V143L83 144V145H85L84 146V148H82L81 149V147L83 146L82 144H80V142ZM84 141V142H83ZM113 141V140H112ZM113 141V142H114ZM139 141V142H138ZM19 142V143H18ZM57 142V143H56ZM66 142H68V144H66ZM80 144H78V143ZM88 142H91V143H88ZM116 142V141H115ZM144 144L143 146L141 145L142 143ZM147 142H149V143H147ZM150 142H152V143H150ZM4 143L6 144V145H4ZM14 143V144H13ZM23 143H26V144H24V147L26 148L25 150H24V148L22 147L23 146ZM29 143L31 144V146H29ZM54 143V144H53ZM56 143V144H55ZM73 143V145H69V144H72ZM75 143H77L76 145H75ZM85 143V144H84ZM136 143H138V145H136ZM141 143V144H140ZM12 144V145H11ZM28 144V146H29V150H27V148H28V146H25V145H27ZM48 146H47V145ZM94 144V143H93ZM92 144V145H93ZM149 144V145H148ZM150 144H152V145H150ZM11 145V146H10ZM56 145V146H55ZM62 145V146H61ZM69 145V149H67V146ZM75 145V147H73V148H75V149H71L72 148V146H74ZM82 145V146H81ZM39 146H41L40 148H39ZM48 147V149L49 150H47V148L45 149V147ZM66 147L64 150H65V152H64V154L61 152L62 150H61V147ZM70 146H71V148H70ZM81 146V147H80ZM93 146H95V145H93ZM137 146H139V147H137ZM153 146V147H152ZM79 147H80V149H79ZM128 147H131L130 145H128ZM134 147V146H133ZM134 147V148H135ZM23 148V149H22ZM78 148V149H77ZM134 148H132V149H134ZM146 148H145V150L142 152H139L140 154L142 153V154H144V156L145 157H143L142 156V158H148V159H152V158H149V156H150V153H147L148 152V150L150 149V148H148V150H146ZM144 149V148H143ZM9 150V152H7ZM30 150H31V153L33 154H31V157H29L30 155H26V153H28V154H30ZM46 150H47V152H46ZM51 150V151H50ZM68 150V152L70 151L71 152V150H73V151H77V152H75V153H78L80 150H83V151H80L79 152V154L80 155H82V153L84 152V155H82V156H84V159H83V157H82V160L81 159H79V158H81V156L80 155H78V154H76L75 155V153H74V156H73V154H72V152L70 153H68V152H66ZM20 151H22V155H21V152ZM23 151H28V152H23ZM33 151H34V149H33ZM114 152H115V150H113ZM117 151L118 150H116V153H117ZM150 151V150H149ZM7 152V153H6ZM11 152V153H10ZM18 152H20V157H22L23 156V154L24 155H26L27 156V158L28 159H26V156H25V158L23 159V158H17L18 156L17 155H19V153ZM38 152H41V153H39V154H37ZM42 152L44 153V155H46V156H44L43 154H42ZM50 152V153H49ZM53 152V153H52ZM82 152V153H81ZM9 153V154H8ZM17 153V154H16ZM36 153V155H38L40 158H41V155H43V157H44V159L43 160H41L38 156H36V155H34ZM46 153V154H45ZM66 153H68V154H71V155H69L68 157H67V155L68 154H66ZM147 153V154H146ZM3 154V155H2ZM7 155V156H5V155ZM12 156H11V155ZM52 154V155H51ZM54 154V155H53ZM62 156H64L65 154V159H64V157H62ZM80 156V157H77L78 158V160H77V158H76V156ZM117 155V154H116ZM116 155H114V156H116ZM12 158H10V157ZM15 156V157H14ZM36 157V158H39L38 160H39V163L37 162L38 160H35V158L34 157ZM72 156V157H71ZM118 156V155H117ZM121 156V155H120ZM120 156H118V157H113V158H115V160L118 162H116V163H113V162H110L109 164H100V166L101 167H104V169H106V167H107V165H110V167H111V165L112 164H114V168H115V171L117 170L116 168V165L118 166L119 164H122L121 162H123V160L125 159V158H123L122 156V158L120 157ZM5 157H8V158H6L5 159ZM14 157V158H13ZM24 157V156H23ZM46 157V158H45ZM48 157H50V158H48ZM55 157V158H54ZM58 157V158H57ZM59 157H61V158H59ZM70 157V158H69ZM151 157H152V155H151ZM15 158H17V160L18 159H20V161L21 162H19V160L17 161ZM29 158H31V161H30V159ZM32 158H34V160H32ZM53 158V159H52ZM71 158H73V160L74 159H76V161H77V163H76V161L74 160H72ZM120 159L119 161H120V163H119V161L117 160V159ZM3 159H5L4 161H3ZM12 160V162H11V160ZM13 159L14 160H16V161H13ZM21 159H23L24 160V164H22V168H21V164H19L18 165V163H22V160ZM46 159H50V161H51V159L53 160V161H56V160H58V163L56 162H49L48 160H46ZM72 160L73 161V163H68L69 162V160ZM123 159V160H122ZM2 160V161H1ZM6 160L8 161L7 163H6ZM25 160H26V162H27V160H28V162H27V164L29 163L30 165L32 164H34V166H35V164L38 166H36L37 167V169H39L40 167H41V171H42V173L38 170V172H40L39 174L41 175V174H43V172H45V169L43 170V168H46V167H48L47 169H46V172L44 173V174H47V171H49L48 172V174L47 175H49V176H40V178H43V179H38V175L39 174H36V173H34V171L35 170H37V169H35V167L34 166H32V167H34V168H32L29 164V166H25L24 167V165H27V164H25ZM62 160H63V162H62ZM66 160H68L67 161V163H66ZM83 160H84V162H83ZM122 160V161H121ZM126 160V159H125ZM125 160H124V164H125ZM42 161V162H41ZM45 163H44V162ZM64 161H65V163H64ZM71 161V162H72ZM82 163H85L86 165H87V168H84V165H79V163L80 164H82ZM112 161V160H111ZM145 161H148V160H145ZM3 162H5V163H3ZM13 162H15V164L17 163V165L18 166H20L19 168H21V172L20 173H22V174H19V172H18V168H16V167H18L17 165L15 166V164L13 163ZM31 162V163H30ZM35 162H37V163H35ZM49 164L50 163V165H48L47 163ZM60 162V163H59ZM79 162V163H78ZM43 165V166H41V164ZM6 164V165H5ZM13 165V170H11V167H9V165ZM75 164V165H74ZM79 165L78 167H79V169L83 166V169H81V170H79V169H75V167L77 168V165ZM127 164V163H126ZM4 165V166H3ZM44 165H46L45 167H44ZM86 165H85V167H86ZM65 166V167H64ZM74 166V167H73ZM81 166V167H80ZM94 166V165H93ZM120 167H122L123 166V164L122 165H119ZM118 166V167H119ZM14 167L17 169V171H15L14 170ZM32 169H34V171L32 172V170H30L31 168ZM51 167H53L54 168V170H56V171H60V172H62V174H65V175H58V176H60L61 178H62V176H64L63 178H66V179H69V177L70 176H72V177H74L75 176V179L76 180H74L73 178H71V181H70V179L68 180V181H70L71 183H72V186H74V187H72L73 189L72 190H74V191H76V192H72V191H70L71 190V187H69L70 186V184L67 182V184H66V181L67 180H65L64 179V186L66 187V189L68 190L69 189V191H67L65 188H62L63 187V182H59V180L61 181V180H63V179H59L58 180V177H56V176H53L52 175V173H56V171H53V168H51ZM57 167V168H56ZM69 167H73L72 168V171H73V175H72V173L71 172H69V171H71L70 169L71 168H69ZM95 167V166H94ZM112 167V168H113ZM119 167V168H120ZM1 168H2V170H1ZM9 168H10V171H9ZM23 168H25L24 170H23ZM27 168H29V169H27ZM50 168V169H49ZM64 170H63V169ZM68 170H67V169ZM96 168V167H95ZM113 168V169H114ZM8 169V170H7ZM52 169V170H51ZM60 169V170H59ZM73 169H75V170H73ZM121 169V168H120ZM5 170H7V171H5ZM20 170V169H19ZM23 170V171H22ZM31 171L32 173H30V171L29 172H27V171ZM66 170L68 171L67 172V174L66 173H64V172H66ZM77 170V171H76ZM13 171H15V173L17 172L18 174H13ZM51 171H53L52 173H51ZM90 171H89V173H90ZM2 172H4L5 173V175H4V173H3V176H1L2 175ZM6 172H9V173H7L6 174ZM24 172H26V174L28 175V173H30V175L29 176H26V174L24 173ZM37 172V171H36ZM37 172V173H38ZM60 172H57V174H59ZM76 172V173H75ZM16 175V177L14 176V177H12L13 175ZM23 173L25 174V177H27L28 179H31V178H33L34 179V181L33 180H29V181H31L32 183H33V185L35 186V187H33L32 188V184H31V182H27L26 180H27V178L25 179V180H22L21 181V179H23V177H21V176H24L23 175ZM34 173V174H33ZM69 173V174H68ZM75 173V174H74ZM71 174V175H70ZM94 174V173H93ZM8 175V176H7ZM11 175V176H10ZM35 175H37L36 176V178H35ZM52 175V176H51ZM68 175H70V176H68ZM83 175V174H82ZM121 175H122V173H121ZM10 176V177H9ZM17 176H19V179H17L18 177ZM51 176V177H50ZM67 176H68V178H67ZM45 177V178H44ZM57 178V179H54V178ZM5 178V179H4ZM12 179V181H11V179ZM47 178H50V179H47ZM53 178V179H52ZM16 179L17 180H20L19 181V183H20V185L18 186L19 188H17V185L19 184L18 183V181H16ZM38 179L39 180V182L38 181H36V180ZM74 180V181H73ZM11 181V182H10ZM23 181H25V182H23ZM37 182L36 184L37 185H35V183L34 182ZM80 181V180H79ZM5 182V181H4ZM3 182V183H4ZM10 182V183H9ZM15 182H17V184L15 183ZM22 182L23 183H25V185L24 184H22ZM3 183H2V187H1V184H0V189L2 188L3 189ZM28 183V185L26 186V184ZM31 185H30V184ZM5 184V183H4ZM69 184V185H68ZM16 185V186H15ZM22 185H24V186H22ZM29 185L31 186V187H29ZM77 185V186H76ZM83 185V186H82ZM86 187H85V186ZM89 185V186H88ZM14 186V187H13ZM36 186H38V187H36ZM68 186V187H67ZM80 186V187H79ZM5 187H4V189H5ZM79 187V189H77ZM83 187V188H82ZM88 187V188H87ZM92 187V188H91ZM12 188V189H11ZM15 188V189H14ZM24 189L26 192H28L26 195H22L23 194V192H24V190H21V189ZM29 188H30V190H29ZM82 188V189H81ZM3 189V190H4ZM16 189H20L18 192H17V190ZM29 191H28V190ZM42 189V188H41ZM64 189V190H63ZM11 190V191H10ZM16 191V193L18 194H20L22 197H20V195L18 194H16L15 192H12V191ZM61 190V191H60ZM63 190V191H62ZM66 190V191H65ZM80 192H79V191ZM87 192V190L89 191L90 190V193L89 192H85V191ZM9 191L11 192V195L12 196H14L15 194H16V196H14V197H11V195H9L8 193H9ZM23 191V192H22ZM37 191V190H36ZM35 191V192H36ZM39 191H37L36 193L37 194H39L38 192ZM67 192V193H65V192ZM93 191V192H92ZM69 192V193H68ZM81 193V194H79V193ZM1 193H5L4 191H2L1 190V192H0V195H1ZM62 193V194H61ZM64 193V194H63ZM75 193V194H74ZM24 194H25V192H24ZM55 194V195H56ZM70 194V195H69ZM73 194V195H72ZM10 196V197H7V196ZM58 195H56V196H58ZM64 195V196H63ZM81 195V196H80ZM93 195V196H92ZM19 196V197H18ZM29 196V195H28ZM80 196V198H78V197ZM82 196H85V197H82ZM87 196V197H86ZM98 196V197H97ZM2 197V196H1ZM0 197V198H1ZM18 197V198H17ZM24 197V200L26 199ZM89 197V198H88ZM12 198H14V199H12ZM22 198V199H21ZM72 197H70V199H71ZM74 198V197H73ZM72 198V199H73ZM65 199V198H64ZM86 199H88V200H90V201H88V200H86ZM3 200V199H2ZM2 200H0V201H2ZM8 200H6L5 202H7ZM23 200V201H24ZM73 200H75V199H73ZM83 200V201H82ZM85 201V202H84ZM88 201V202H87ZM95 201V200H94ZM94 201L92 202V203H94ZM95 201V202H96ZM11 202V201H10ZM80 202V201H79ZM42 203V202H41ZM63 203V202H62ZM37 204V205H36ZM64 204H66V203H63V205ZM88 204H89V206H88ZM85 205V206H84ZM32 208L33 210L35 209V208ZM38 208H39V206H37ZM87 207H89V208H87ZM86 208V209H85ZM6 210V211H5ZM90 210V211H89ZM115 210V211H114ZM12 211V212H11ZM72 211V212H71ZM112 211V212H111ZM117 211V212H116ZM3 212H4V214H3ZM65 212V213H64ZM68 212V213H67ZM84 212V213H83ZM148 212H150V211H148ZM148 212L146 213V217H148L147 215H148ZM152 212H153V210H152ZM151 212V213H152ZM6 213H9L8 214V216H6ZM14 213V214H13ZM132 213V214H131ZM155 213V211L153 212V214ZM15 215V216H11V215ZM43 215V216H41L40 217V215ZM44 214H46V215H44ZM0 215H1V213H0ZM129 215H133L134 217H135V219L133 218V220L131 219V217L129 216ZM152 215V214H151ZM39 216V217H38ZM48 216V217H47ZM127 216V217H126ZM129 216V217H128ZM145 216V215H144ZM149 216H150V213H149ZM6 217H8V218H6ZM13 217V218H12ZM15 217V218H14ZM118 217V218H117ZM24 218V220H21V219H23ZM25 218L27 219V220H29L30 219V221L28 222V221H26L25 220ZM33 218H35V219H33ZM39 220H38V219ZM103 218V219H102ZM137 218V219H136ZM145 218V217H144ZM7 219H9V220H7ZM118 219V220H117ZM126 219H128V220H126ZM18 220H21V222H24V221H26V222H28V223H20V224H23V225H25L24 226V229L25 230H22L23 229V225L21 226L20 224H19V222L20 221H18ZM101 220V221H100ZM114 220L115 221H118V222H114ZM129 221V222H126V221ZM31 221H32V224H29V223H31ZM35 221L37 222V223H35ZM125 222V223H123V222ZM115 224H114V223ZM134 222V221H133ZM3 223H5V226H4V224ZM28 224V225H27ZM112 224V225H111ZM8 225V227H6ZM30 225V226H29ZM19 226H21L20 228H19ZM121 226V227H122ZM2 227H3V229H2ZM7 229H6V228ZM109 227V228H108ZM111 227V228H110ZM9 228V229H8ZM27 228V229H26ZM4 229H6V230H4ZM12 229V230H11ZM116 229V230H117ZM9 230V231H8ZM27 230V231H26ZM115 230V231H116ZM7 232V233H6ZM9 232V233H8ZM6 234V235H2V234ZM117 234V233H116ZM115 235V234H114ZM114 235H113V237H114ZM119 235H122V233H119ZM5 236V237H4ZM110 236V237H109ZM139 236L140 237H142V235L141 234H139ZM109 237V238H108ZM2 238V239H1ZM3 238H4V240H3ZM112 238V237H111ZM6 239V240H5ZM109 241H108V240ZM4 241V242H3ZM108 241V242H107ZM67 242V243H66ZM108 243V244H107ZM93 244V245H92ZM106 246H105V245ZM82 245H83V248H82ZM100 245H103V248L102 247H100ZM65 246V247H64ZM68 246V247H67ZM79 246V247H78ZM94 248H93V247ZM97 246H99V248L97 247ZM57 247V248H56ZM81 247V248H80ZM96 247H97V250H96ZM67 248H69V249H67ZM71 248V249H70ZM73 248V249H72ZM76 248H77V250H76ZM75 249V250H74ZM79 249V250H78ZM81 249V250H80ZM85 249V250H84ZM90 251H89V250ZM92 249H94V250H92ZM38 250V251H37ZM41 250V251H40ZM68 250L70 251V252H68ZM75 251V252H73V251ZM82 250H84V251H82ZM39 251L40 252H42V254H40L39 253ZM77 251H79V252H77ZM88 251V252H87ZM93 251V252H92ZM36 253H37V255H36ZM48 253V254H47ZM81 253V254H80ZM93 253V254H92ZM70 254V255H69ZM44 255L46 256V257H44ZM48 255V256H47ZM78 255V256H77ZM43 257H44V259H43ZM80 257L78 258V260L79 261H83V260H81L80 259ZM81 257V258H82ZM151 257V261L149 260V258ZM148 259H146L145 257L144 258H141L140 257V259H141V261H140V259L138 258H134V259H132V258H129V257H127L128 258V260H127V258H126V260L124 259L125 258V256L124 257H119V258H121V259H118L117 261H119V262H117V261H112V259H111V257H109L108 255H104L100 260H94V259H96V258H94V259H90V260H88L87 261V263L86 264H145L146 262V264H153V262H155V259L153 260V262H152V256H150ZM153 257H156V255L154 254L153 255ZM15 258H16V260H15ZM47 258V259H46ZM24 259V260H23ZM46 259V260H45ZM50 261H49V260ZM70 259H72V260H70ZM74 259V260H73ZM143 259V260H142ZM144 259H145V261H144ZM43 260H45V262L43 261ZM69 260V261H68ZM76 260V261H75ZM147 260V261H146ZM149 260V261H148ZM22 261V262H21ZM73 261V262H72ZM136 261V262H135ZM144 263H143V262ZM39 262V263H38ZM44 262V263H43ZM47 262V263H46ZM141 262V263H140Z\"/></svg>", "mask_w": 264, "mask_h": 264}]
</instances>
